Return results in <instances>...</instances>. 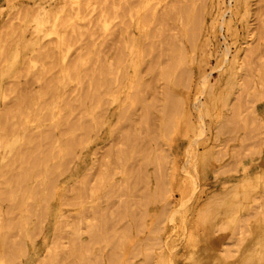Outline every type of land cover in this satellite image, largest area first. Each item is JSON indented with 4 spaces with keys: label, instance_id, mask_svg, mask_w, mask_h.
Here are the masks:
<instances>
[{
    "label": "rangeland",
    "instance_id": "374dc122",
    "mask_svg": "<svg viewBox=\"0 0 264 264\" xmlns=\"http://www.w3.org/2000/svg\"><path fill=\"white\" fill-rule=\"evenodd\" d=\"M63 1L64 0H62V1L61 0H0V44H1V46H0V61L2 62V63L0 62L1 63L0 66H2L4 64V62H3L4 56H3V53H1V51L3 52L5 50H7L10 46L13 45V43H15L14 41H16V39L19 38L21 35H24L26 38H29V39L31 38L30 42L33 46L32 49L30 51H28L27 55L23 58L22 63L18 67L20 74H18L19 72L17 71V72H15L14 75H12L10 77H4L1 80L2 89L5 87L4 89H7V90L3 91L2 93L0 92L1 93L0 94V109L6 108L7 111L6 110H3V111H6L8 113L6 114V117L4 115L2 116L3 118L5 117L4 119L0 118L1 119L0 120V130H1L0 133L3 134L4 136L8 133L7 139L10 142V146L5 150V152H4V150H0V173L2 171V173L0 174V182L3 181L2 183H0V184H2L0 186V188H1L0 190H2V188H3L4 190L6 189V191H7L8 187L12 188V187L16 186L15 188H17V186H18V188H17V190L19 191L18 193L22 194L23 190L20 188L18 183H17V185L14 184L15 179L13 180V185H12V183H10L12 181V178H14V176H12V175L14 174L16 176V174H17V177H18L19 169L21 168L20 166L28 167L27 162L28 163L30 161H32V162L29 163L30 170H29V174L27 176V178H29V179H26L29 181H25L26 182L25 183L26 189H25L24 193L26 194V196L22 202L21 201L19 202L20 205H18L19 203H15L16 204L15 206H17V207H15L13 204V206L15 207L14 208L11 206V203H13L12 201L8 200V202H7V200L2 199L4 201L3 202L2 200H0L3 202V203L0 202V213H1L0 217L3 214L4 215L6 214L5 216L4 215L2 216L3 219L0 218V223L2 225V229L0 230V234L5 237L4 241H5V239L7 241V242L5 241V243H4L5 245L3 244V246H0V258L2 259V260H0V264H40L41 261H43V262H41V264H195V262H191V260L188 259L190 257V253H188V252H190V251H192V254H193L192 257L194 256V258L196 259L195 260L196 263L201 264L203 262V259H204L203 258V252L201 250L202 247L190 248V247L184 246L185 242L183 243V241H186L185 237L188 238V235L190 233H193V231L188 232V230H190L189 228H191V230H194V235H197V237H199V238L206 231L210 234L211 238L219 239L218 242H220L222 244V253H224V251L226 252V253H224L225 255L223 254L224 259H222L221 264H225V263L226 264H239L241 262L240 258L244 257L245 255H247L248 258H247V256H245L246 260L244 259V261H246V262L243 261L244 264H264V248L263 249H262V247L258 248V244H260L259 239H260V237L264 236V226H262L263 224H261V222L263 221V220L261 221V219H264V211H263L264 205H263V208H261V209L258 208V204L264 200V197L262 196V195H264V186L258 185L256 188H254L249 193V199H248L249 202L245 201V199L243 200V198H241V197L238 198L236 201L228 200L230 202L232 201V203L229 202L227 204L228 207H229V205L232 206V207L230 206L229 209L230 208L233 209V211L230 209L231 210L230 213H232V214L229 213V216L224 218L223 213H225V209H223V207L221 205H220V207H219V205H216L214 207V209L217 208V206L219 207V209L214 210L215 213L213 211L214 216H212V218H211L212 221L214 220L213 222L210 220L209 222H204L203 224H198V225L195 224L194 225V223L196 221H198L200 218V217L198 218V215H197L198 211H199V210H197V207L199 208L198 205H200V203L204 200V198H206V196L211 195V193H213V192L221 191L220 188L222 189L225 184H226L225 185L226 187H229V185L231 186L232 184H234L238 180L242 179L243 176L252 174L256 169H258L261 162L264 161V0H240V1L239 0H237V1H235V0H194V1L193 0H174V2H173V0L172 1L165 0V2L167 1L166 2L167 4L164 2L166 4V7H164V5H163L164 0L163 1L162 0H150L148 3L145 4L144 7H143L144 0H138V1L126 0L127 3L125 2V0H115V2H114V0H110L109 3L107 0H106L107 2L104 0H102V1L97 0L98 2H96V5L98 6V4H100V6H98V8L95 5L96 0H94V2H93V0H86V1L80 0L84 4H81L82 6H80V4H79V7L71 4L69 2V0H67L66 3L64 2V4L67 6V8H65L66 6H64ZM116 1L118 3H116ZM134 1H136V2H134ZM153 1H157V2H155V4H153L154 9L152 11L151 5H152ZM191 1L194 3H191ZM238 1H239V3H238ZM187 2L191 3V4L188 5ZM61 3L63 4V6ZM103 3H105L104 6L102 5ZM125 3H126V6L128 5L130 7H125L124 6ZM168 3L170 6L174 3V5L171 6V10H170V8H169V10L167 8ZM183 3L184 4L186 3L189 7V10L191 9L192 12L195 10L194 13H196V15H198V17L199 16L201 17V18L199 17L200 18L199 19L196 16V19H197L196 24L192 25V22L191 23L189 21L187 22V20H188L187 18H184L183 22L180 23L182 17H180V15H178L177 11H178V6H180V7L183 6V5H181ZM195 3H196V5L194 6ZM69 4H70V6H69ZM113 4L114 5L116 4V6H114ZM186 4L184 6H187ZM61 6L63 7V9L60 11L59 8ZM71 6H73L72 8H75V9H71ZM106 6L111 8V9L108 10V8ZM118 6H119V8H121V6H122L123 10H119ZM174 6L177 7L176 10H175V8L173 9ZM197 6H198V8H196ZM80 7H82L81 10H79ZM104 7L107 9H105ZM124 7L126 8L125 12H126V15L128 17L125 16L124 20H122L123 19L122 17H124V15H125V14H123L124 10H125ZM94 8H97V10L96 9L93 10ZM103 8L107 11L106 14H108V15L111 14V16L110 15L106 16V14H105L106 17H104L101 21H99L102 17L103 11H104ZM160 8H161V10H158ZM165 8H167V9H165ZM201 8H203V9H201ZM37 9H38V11H37ZM55 9L57 10L58 14H56V12H54ZM67 9H68L69 14L66 11ZM100 9H101V11H100ZM47 10L51 13V15H50L51 17L50 16L48 17L49 12ZM71 10L73 11L72 12L73 15L70 13ZM78 10H79V12H78ZM87 10H88V13H87ZM130 10H131V12H130ZM199 10H201V11H199ZM33 11H34V13H33ZM81 11L84 13V15ZM94 11L97 14V17L96 16L94 17V15H96L95 13H93ZM119 11H120V13L123 12V13H121V15H123V16L120 15ZM132 11H134V12H132ZM31 12L33 15L31 14ZM63 12H64V14H67V16L62 14ZM85 12L87 14H85ZM143 12H145V13H143ZM152 12L153 13L155 12V14H153ZM166 12L169 13V17L171 18V21L169 22V19H167L168 21L166 20L165 25H162V26H163V28H165L167 25L168 26L167 28H170V30L164 29V30H162V31H164L162 33L161 27H160L161 25L158 26V24H160L162 21L165 22V20H163L162 17H163V15H165ZM192 12H191V15L194 14V13L192 14ZM218 12H219V14H218ZM176 13L178 15V17L176 15L177 20L174 17L175 19L173 21L172 17L175 16ZM129 14H131V16ZM140 14H141V16H139ZM46 15L48 18L47 19L48 24L46 25L47 27H50L52 25L55 16H57V17L59 16L58 17L59 19L57 20V22L58 21L63 22V24H61V26H60L63 33L68 32V30L71 29L72 24L73 25L78 24V23L83 24V22L86 24V21H87L88 24H86V26H84L85 28L83 27L81 32H80L82 34L87 35V36L83 35L84 37H86V38L88 37L87 39L83 37L84 39H86L85 42H84V39L82 38L83 40H81V41L84 42V45H82L83 43L79 42L80 41L79 37L81 38L82 35H80L79 32H74V31L73 32L71 31L70 35H69V33L68 34L66 33L67 35H69V38L74 37L76 35L74 38H71V40L75 39V40H72L73 41L72 43H74V44H71L68 48H65V46H63V45H58V47H57L56 42H55L56 36L52 33L39 35V36L33 35V33L36 34V32H34L33 28H32L34 26V18L39 17V18L43 19ZM215 15H216V17L218 16L219 18L218 17L216 18ZM219 15H221V16H219ZM29 16H30V18H29ZM60 16H63V17L66 16L65 20L62 19L63 17L61 18ZM79 17H81V18H79ZM90 17H91V20H92V18L97 19V20L96 19L92 20V21H94L93 23H94L95 27L93 25H91L93 27V29L96 28V30H97V33L95 31L96 34L94 33V31H92V29H91L92 27L89 29V31H87V29L90 27L89 23L92 22L90 20ZM141 17H143V20L145 23L142 25V28L139 29L138 24H141V23H138V22H141L139 20V18H141ZM107 18H108V20H107ZM221 18L223 19V21L221 20ZM160 19L162 21H159ZM215 19H217V21ZM132 20H133L134 24L131 23ZM105 21H107V22H105ZM156 21L158 22V24H156L157 23ZM95 22H96L97 26L95 25ZM103 22H104V24H103ZM121 22H122V24H121ZM150 22L151 23L153 22L155 24V27H153L154 26L153 23H152L153 26L150 25L151 24ZM177 22H178V24H177ZM213 22H214V24H213ZM22 24H23V27H22ZM125 24H126V26H128L127 29L130 27V29H129L130 31L128 30V32H131V33H129V34H131L130 38L128 36L129 35L128 32L126 31L127 29H126ZM180 24L183 25V27ZM121 25L124 28L121 27ZM87 26H89V27H87ZM103 26H105V27H103ZM188 26H189V29L187 28ZM214 26H216V27L214 28ZM68 27H69V29H68ZM108 27H109V30H108ZM20 28H21V30H20ZM98 28H99L100 34H98ZM100 29H102V31ZM182 29L185 31H183ZM189 30H190V32H188ZM105 32L107 33V35L104 34ZM125 32H127L128 35H124V34H126ZM147 32H149L150 35ZM160 32L164 35H158L157 36V34H160ZM165 32H166V34H165ZM171 32H174L176 34V36L174 37V35H173L174 33H171ZM30 33H32V34H30ZM72 33H74L75 35ZM89 33L90 34L92 33L93 36H92V34L89 35ZM132 33L133 34L135 33V35H133ZM178 33H181V34H178ZM182 33H184V34H182ZM189 33H192L193 37L197 38L196 40L193 39L195 41L194 47H193L194 43H192L193 40H191V42H190V38L188 36ZM141 34H142V37H141ZM147 34L150 37H147L148 36ZM17 36H19V37H17ZM50 36H53L51 38L52 39L55 38L54 39L55 41L52 40L50 38ZM14 37H17V38L14 39ZM47 37L50 38L48 40H50L52 42L54 41L53 42L54 45L52 44V42L50 43V41H49V43H48L47 42L48 40L46 41ZM91 38L92 39L95 38V39H93V44H92ZM147 38H148V41H147ZM11 39L12 40L14 39V40L12 41ZM132 39L137 40L138 45H139L138 46L139 49L142 46H144L145 49L148 48L151 52H153L150 55L149 54L150 51L148 53H146L144 48H143L144 51L142 49H140L141 51H139L138 53L135 52L134 56L132 55L131 57L135 59L136 64H131V62H130L131 57L130 58H129V56L124 57V53L127 52V49H125V46L129 45L128 42ZM9 40H11L12 43H10ZM171 40H173L174 43L173 42L169 43V41H171ZM179 40H180V42H179ZM45 41L49 45L46 44ZM88 42H89V45L91 43L90 46L88 45ZM119 42H123V48H122V46L120 47V45L122 43L120 44ZM152 42H154V44L152 46L157 44L158 47H157V45H155V47H157L158 49L151 47L150 43H152ZM200 42H202V43L204 42L203 43L204 47H203V45H201ZM7 43L8 44L10 43V44L8 45ZM95 43H96V46L99 47L98 49L95 46ZM145 43L149 44V46L146 45L147 46L146 47L144 45ZM162 43H164V44L167 43L166 44L167 47H165L166 45H164V44H163V47L160 46ZM189 43H191L189 46V49L190 50L192 49L191 51L188 49ZM197 43H198V45H197ZM207 43H208V45H207ZM247 43H249V45ZM3 44H5L6 47L7 46L8 47L7 48L4 47L5 45L3 46ZM50 44H52V45H50ZM118 44H120V45L118 46ZM75 45H79L78 47H80V45H82L85 49L83 47L78 48L77 46H76V48H77L76 49L74 47ZM116 45L118 47H120V49H119L120 51H124V52H122L123 53L122 59L124 58V61L123 62L121 61L122 63H120V64L118 62H116L117 60L114 61L115 59L118 58V56L121 53L120 51L117 50L118 48L116 47ZM172 45H174V46L176 45L175 48H177V46H178L179 49H182V47H183L182 50L184 53L183 54L184 57H183V55H181L183 58L181 56H179V58L181 57L182 59L180 58L177 61L175 59L176 65H173L174 69L172 68V70L168 74V77H164V75L161 74V72H159V71H163L162 70L163 66H165V64L162 66V63L165 62L164 58L167 57L166 61L168 60V56H166V54H164L165 53L164 51L166 48H167V50H169V46H170V49L174 48V47H172ZM38 46L41 50L44 47H50V46L54 47V53H53V55L52 54L51 55L53 56V58L56 57L57 60H55L56 58L52 59L51 55H49V57L43 56L40 58L41 59L40 61H37V59L31 60L26 65L25 71L22 70L23 66H21V65L23 63H25V61L27 60L26 57L31 56V54H35V52H37L39 50V48H37ZM93 47H95L97 49L96 51L98 53L95 52V50H92ZM226 47L228 48V55H226L227 56L226 60L228 63L226 62V60H224ZM243 47H245V48H243ZM246 47H249V48L246 49ZM150 48H152V49H150ZM160 48H162L164 50H162ZM239 48H240V50H239ZM242 48L245 49L246 51L243 50ZM82 49L84 51L82 52V54L81 53L79 54V51L81 52ZM115 49L119 53H117V51ZM156 49H157V51H156ZM159 49H160V51H162L161 53H160ZM201 49L202 50L205 49L204 52L200 51ZM74 50L78 51L77 54H75L76 51H75V53L73 52ZM223 50H224V52H223ZM90 52L92 54H93V52L96 54H94V56H93ZM142 52H144L143 55H142ZM72 53L74 54L73 56H75V57H77L76 55H78V58L75 59L72 56ZM113 53H115V54H113ZM145 53L148 54V56H146ZM157 53L162 54V57H160V55H159V57H156L155 55H157ZM233 53H234V57L232 56ZM84 54H87V55H84ZM80 55H83V56L80 57ZM114 55H118V56H115L113 59L112 57ZM167 55H168V53H167ZM66 56H68L69 58H67ZM101 56H102V58H101ZM105 56L107 58L109 57V59H106ZM144 56L146 59L148 57L150 58V56L151 57L155 56V57H153V59H155V58L156 59L154 60V62L151 63L149 61V60H151V58L150 59L148 58L149 60L146 61V59L143 58ZM240 56L243 59H241ZM204 57H205L206 61H205ZM46 58H48L47 59L48 61H45V63H44L43 61L46 60ZM49 58L52 60L50 61ZM64 58H65V60H64ZM66 58L69 60H67ZM72 58H74V59H72ZM86 58H87V60H86ZM110 58H112L114 66H115V64L118 63L117 64L118 67L115 66V68L113 69L114 66H113ZM190 58H191V60H190ZM202 58H203V60H202ZM230 58H231V60H230ZM236 58L240 59V62L238 61L235 63L234 60ZM101 59L104 63L102 61H100ZM142 59H145L146 63L143 62L144 60H142ZM183 59H184V61H183ZM53 60H55L57 62V67H56L55 61H54L55 63L53 62V65H51V66L49 65L52 63ZM75 60H76L77 66H76V68H72L71 65L75 63L74 62ZM98 60H99V62H102L104 64L101 67L106 66L105 69L107 68L106 69L107 70L106 76L107 77L109 76L107 78V80H105L106 76H102V77H104V79H102L101 77H100V79L97 78L96 80H98V81L92 80L95 76L94 73H96L93 71H95V70L97 71L100 67V66L97 67L98 66V62H97ZM107 60H109V61L106 62ZM156 60H158V61H156ZM201 60H202V63H200ZM223 60H224V62H223ZM155 61L157 62L156 64H155ZM232 61L234 63H231ZM48 62H49V64H48ZM88 62H89V64H88ZM91 62L94 63V65H92V68L95 70H93L91 67H89L92 64ZM96 62H97V65H95ZM139 62H140V64H139ZM180 62L183 64H181ZM197 62H199L200 64H198ZM63 63H64V65H63ZM237 63H239L240 65L239 64L236 65ZM242 63H243V66H242ZM46 64L49 67L46 66V68H45L44 65H46ZM111 64H112V66H111ZM123 64L127 65V67L125 66L126 69H124V71H126V74L123 72V68H124ZM232 64H233V66H232ZM65 65H67L66 68L64 67ZM138 65L140 66L139 68H138ZM203 65L205 66L204 68H202ZM94 66L97 67L98 69L95 68ZM228 66L230 68H232L233 70L232 69L229 70L230 68ZM60 67H61V69H60ZM111 67H112V71L114 70L113 73H112V71H110ZM142 67H144V68H142ZM89 68H90V70H89ZM65 69L67 71H64ZM143 69H144V72H147L146 74L143 72ZM31 70H32L34 75H31L32 72L28 73ZM56 70H58L57 71L58 74L56 73ZM22 71H24L23 74H22ZM90 71L93 73L88 74V72H90ZM109 71L111 73H109ZM119 71H121L120 76L117 75ZM179 71L187 72L188 76L184 75L186 73H184V74L180 73V76H178L179 74L177 75L178 79H179V77H180V79H179V81H176L178 79L175 80L174 77L176 78L175 74L179 73ZM230 71H232L234 74L232 72L230 73ZM75 72H76V74H75ZM136 72H137V74H136L137 77H134V76H136L135 75ZM171 72H173L174 74ZM49 73H50V75H49ZM51 73H53L55 75L57 74V75L53 76V74H51ZM70 73L73 77L69 78L70 79V81H69V79H67L68 78L67 76H69ZM77 73H78V75H77ZM84 73L88 74L87 75L88 77L86 75L83 76ZM159 73L161 74L160 76H158ZM27 74H30V75H27ZM74 74H75V76H74ZM97 74H99V72L96 73V75ZM71 75H70V77H71ZM111 75L112 76L114 75V76L112 77ZM200 75H206V83L204 85V88L201 87L202 81H201V78H199V77H201ZM232 75H234V76H232ZM43 76L46 79L48 77L53 78L50 80L48 78L47 82L49 80V83H47L45 81V84H44L45 87L48 86V84L50 86H51V84H52V86L54 85V87H52V88H54V90H52L53 93L48 92L47 87L45 88L43 85L41 87L39 86V84L41 82L44 83V81H41L42 79L46 80L43 78ZM182 76H184V78L186 77L185 80H187V81L184 80L185 85L182 84V82H180V81H183V80H181ZM38 77L42 78V79L38 80ZM159 77H161V79ZM229 77H230V80L228 79ZM58 78H59V80H58ZM109 78H110V80L113 81V82L111 81L112 84H111L110 88L108 86V85H110L109 84L110 82L107 83L108 85L106 84V81H110ZM101 79H102V83H103V80H105V82H104L106 85L105 88L103 86L104 83L103 84L101 83ZM136 79H138V80L140 79V80L138 81ZM163 79H166L167 82L164 81ZM56 80H58V83ZM74 80H79L80 82L77 81L75 83ZM85 80H87L86 86H85V83H86ZM99 80H100V82H99ZM144 80L147 81L146 82L147 86L146 85L143 86L141 84L142 82H145ZM231 80H232V82H236V83H232ZM10 81H13L15 83H12ZM53 81H55V82H53ZM171 81H172V83H171ZM200 81H201V83H200ZM229 81H230V83H232V85L230 84L231 86L228 89L232 90V92L228 91V89L226 88L227 84H228L227 86L229 87ZM20 82H21V84H20ZM51 82H53V83H51ZM90 82L92 83V85L90 84ZM114 82L117 84H115ZM132 82L134 83L133 85H132ZM165 82L167 83V85H166V91L164 92L163 89H165V86H164ZM4 83H7V84H5L6 86L3 87ZM79 83L82 84V86L84 84L85 88L83 86V87H81L82 88V90H81ZM139 83H140V86L142 85L144 87V88L141 87V88H143V90H141ZM18 84H20V85H18ZM71 84L75 85L74 92L72 90L73 89L72 87L74 85L72 86ZM186 84H188L187 85L188 87H185ZM8 85L10 88L8 87ZM12 85L16 89H14L12 87ZM90 85H91V88H90ZM15 86H17V87H15ZM22 86H23V88L25 87L24 88L25 90L22 88ZM36 86L37 87L39 86V87L35 88ZM77 86L79 89L76 91L75 89ZM183 86H184V88H183ZM232 86H233V88H232ZM234 86H235V88H234ZM55 87H57V88L55 89ZM33 88H35V90ZM39 88H41V89H39ZM60 88H61V90H60ZM106 88H107L108 92H107ZM30 89H31V93L34 92L33 95L30 94V92H29ZM38 89H39V92L42 91L41 93H43L42 94L43 96L38 92ZM85 89H87V90H85ZM94 89L95 90L97 89V91H95ZM114 89L117 90V92H114L115 91ZM135 89H137L136 91H140V92H136ZM58 90H59V94H58ZM67 90H68L67 93H69V91H71V93H69L70 95L66 93V95L69 96V97L67 96L66 100H69V101H65V99H64L65 103H62V104H61V102L59 103V101H61L63 99V97L65 98L66 95L64 93ZM84 90L87 93V96H85L86 93L84 92ZM104 90H105L106 95L103 92ZM98 91H99V93H98ZM112 91H113V93H112ZM128 91L133 92V93L129 94ZM134 91H135V94L138 93L136 95H138L139 97H137L134 94ZM186 91L188 92V94H186ZM222 91H223V93H222ZM225 91H227L228 93H226ZM46 92H48V95H49V93L51 94L50 97L46 96V94H47ZM162 92H164V93H162ZM17 93L25 94V95L29 94L28 96L32 97L33 100L31 98H29L28 96H26V97H28L26 99V101H24L25 98H24V100L21 99L22 100L21 101L19 99L22 96L19 97V94H17ZM165 93H170L171 96H173L174 98L176 97L177 98V99L175 98L176 101H180L178 99H181L183 105L180 109V106H181L180 104H182V103H181V101L178 102L179 106L177 104L178 108L177 107L175 108L177 110L174 109V111H172L171 115H173V117H171L172 120L170 121V123L171 122H172V124L174 123L173 125H175V126L173 127L172 124H169V126L171 127V129H170L171 131H169V129H167V128H169V126H168L166 128V130H168L170 133L165 131L166 137L163 138L164 137L163 136L164 131L162 129L163 128L162 125L164 123L163 118H165V116L163 115L164 105H165L164 104ZM221 93H222L223 97L221 96ZM75 94H77V95L79 94L78 97H77V95L75 96ZM88 94L94 95L95 99L90 100V102L93 103V105H94L96 98H98L96 103H95V106L90 104L94 108H91L89 105L90 110H88L89 109L88 104L90 102L88 103V100H86L88 98ZM97 94H99L100 96ZM162 94H164V95L162 96ZM185 94L189 98V99L187 98L189 102L187 101V99L184 100V98H186V97H184ZM219 94H220V96H219ZM16 95H18V96H16ZM61 95L62 96L64 95V96L62 97ZM72 95H74V96H72ZM95 95H97V96H95ZM114 95H116V96L114 97ZM129 95L131 97H129ZM160 95L163 98H161ZM13 96H14V98H13ZM82 96H84V98H85L83 100L84 106H83V104L81 105V103H83L82 99H81V98H83ZM127 96H128V98H127ZM140 96H142V98ZM217 96H219V98ZM23 97H25V96L23 95ZM47 97L49 100H47ZM60 97H62V99ZM79 97H80V100H79ZM101 97H103V98H101ZM17 98H19L18 102H22V103H20V104L13 103L14 101L16 102ZM34 98H35V100H34ZM74 98H76V99H74ZM106 98H107V100H106ZM160 98L163 101H161ZM44 99L47 101H44ZM70 99H74V102H73V100L70 102ZM103 99H105L107 101V105L105 104L106 101L104 102ZM121 99H123V100H121ZM221 99L223 100L222 102L220 101ZM100 100H101V102H100ZM31 101L34 104H32ZM42 101H44V102H42ZM79 101H81V103ZM92 101H94V102H92ZM139 101L141 103H139ZM197 101L199 103H202L200 111H198L197 108L195 107L196 104L198 103ZM226 101L228 102V104ZM68 102H70V103H68ZM136 102H137V105H136ZM161 102H162V104H161ZM223 102H225V103H223ZM11 103H13L15 106H13ZM43 103H45L44 107L42 106ZM143 103L147 104L148 106L143 104ZM4 104H5V106H4ZM17 104H18V108H21V109H19V110H18V108L16 109ZM30 104L32 105L31 108L29 106ZM59 104H61L62 106H60ZM66 104L68 105L67 106L68 108L65 107ZM99 104H100V106H99ZM58 105L60 106V108L58 107ZM80 105L82 107H86V108L83 109ZM101 105L104 108L103 110L107 109L106 112L105 111H102L103 113L102 112L101 113L96 112L97 110L98 111L100 110L97 106L101 107ZM22 106H23V108H22ZM40 106L43 107L41 110L38 109ZM63 106H64V108H63ZM78 107H81L85 112H83L82 109L80 110ZM14 108L16 109V111L21 110V112L23 114H24L23 109H24L25 113H27V112L28 113L26 115L24 114L25 115V117H24L23 114L20 112L21 115H19L18 116L19 118H18L16 116L19 114V112H17L18 114L16 115V111H14L15 110ZM76 108L79 111H75ZM123 108H124L125 112H123L124 114H122V117H121L120 112H121V109H123ZM186 108L188 109V111L189 110L190 111L188 112L186 110ZM28 109L30 111H27ZM34 109L37 111H34V113H33ZM85 109L87 111H92V112L88 113ZM157 109L159 111L161 110V112L162 111L163 112L160 113L159 111H157ZM147 110L149 113L145 112ZM43 111H45V112H43ZM81 111L83 112L82 115L87 119L86 120L83 118L85 120V123H87V124L90 123V125H91V128L88 127V128H90V131L88 128H85V129H88L89 132H87L84 128H82V126L78 125L79 121L82 120V119H80V118H82L80 115ZM177 111L178 112L180 111L179 115H178ZM42 112H43V114H40ZM186 112H188L190 114H188ZM147 113L150 114V116L147 115ZM35 114H37L36 117H35ZM45 114H47V115H45ZM64 114H66L65 117L69 114L66 120L63 117ZM94 114H95V116H94ZM141 114L148 116L147 122L142 121L143 118L141 117ZM29 115L31 117H29ZM71 115H72V117H71ZM97 115H101V116L97 117ZM134 115H137V116H134ZM158 115H160L162 117H160V116L158 117ZM186 115H188V117ZM189 115H190V117H189ZM7 116H8V118L12 116L8 120V122L10 124L7 122L9 125L4 124L5 119L7 120ZM41 116L43 118L44 117H48V118H47V120L40 122V119L42 118ZM49 116H51V117H49ZM124 116L126 117V119L124 118ZM128 116H129V118H128ZM63 118H64V122H62V120H61ZM70 118H71V120H74V119L79 120L78 123H76L77 121L74 120L75 121L74 123L77 124L79 129H78V127H76L75 124H72L73 121H71ZM93 118L94 119L96 118V120H93ZM137 118L138 119L142 118V119L138 120ZM147 118H145V120H147ZM155 118H157L156 120H158V121H155L154 120ZM187 118H189L190 120ZM12 119L15 121V123ZM44 119H46V118H44ZM68 119H69V122H67ZM129 119H133V121H132L133 123H130L131 120H129ZM58 121H59L60 125L56 126L57 125L56 123ZM70 121H71V123H70ZM95 121H96V123H94ZM136 121H139V122L137 123ZM189 121H190V123H189ZM225 121H230V122H228L227 124H224ZM134 122H135V124H134ZM185 122L190 124V126L187 123L185 124ZM51 123L54 126L51 125ZM68 123H70L71 125L70 124L68 125ZM80 123H84V121L83 122L81 121ZM113 123H114V125H113ZM128 123H130V124H128ZM61 124H63V125H61ZM65 124H67V125L65 126ZM223 124H224V126H223ZM48 125H49V127H51V126H53V127L50 128V132L48 133L49 134L48 139L46 140L44 138V136L41 135L40 133L41 132L43 133L46 130L48 132L49 131L48 129L44 130V128H43V127L48 128ZM184 125H186V126H184ZM4 126H6L5 129H4ZM63 126H65V128L66 127L69 128V129L66 128V131L64 130V134L62 131H61L62 133L59 132V130H60L59 128H62V130H63V128H64ZM127 126H130L131 128L127 127ZM122 127H124V128L127 127L125 129L126 131H124V129ZM186 127H189V128H186ZM28 128H30V129H28ZM40 128L43 129L44 131L43 130L41 131ZM70 128H71V130H70ZM95 128H96V132L93 131ZM129 128L131 130L133 129L134 131L133 130L130 131ZM164 128H165V126H164ZM201 128H202V131H201ZM16 129H17V131H16ZM57 129H59V130H57ZM72 129L75 130L74 132H77L81 135H79V134L77 135V133H71V131L73 132ZM112 129L116 130L117 132H119L120 129L121 130L119 133H117L116 131L111 132ZM122 129H123L124 133L127 132V129H128L129 131L127 133H128V135L129 134L130 135L128 137L126 136L127 133L123 135L122 134L123 132L121 133ZM4 130H6V131H4ZM76 130H78V131H76ZM148 130H150V131L156 130V132H153V131L148 132ZM34 131L35 132L37 131L39 134L37 132L35 133ZM39 131H41V132H39ZM81 131H83V133H81ZM135 131H136V133H135ZM93 132L95 134H93ZM140 132H141V134H140ZM9 133H10V135H9ZM58 133H60L59 134L60 136L58 135ZM111 133H114V134L112 135ZM148 133H149V137H152V138L157 137V139L153 138V140H152V141H155V143L150 142L151 140H149V138L147 137ZM37 134L39 136H43L44 139L41 137V140H40V138L38 137ZM73 134L76 135L75 139H77V140H75V144H73V147L75 145L74 149L72 148L73 149L72 154L74 156H72L71 153H67L68 155H66V153H63V152H67L65 147H64V144H63L65 142V141L63 142V139L66 140L70 136H73ZM152 134L155 136H153ZM52 135H53V137L51 138ZM67 135H68V137H66ZM83 135L85 136V139L82 137ZM143 135H144V137H143ZM9 136H11V137H9ZM29 136H31V137L35 136L37 138V139H35L36 142L39 139L37 143L40 145H38L37 143L34 144L35 140H34V142H31V141L27 142L28 145H27V143H26V145L25 144L22 145L21 142H23L24 139L26 137H29ZM57 136H59L61 138H58ZM130 136H132V137L129 138ZM133 136L134 137L138 136V137L133 138ZM78 137L81 139H84V140H79ZM193 137H195V138H193ZM110 138L117 140L116 141L117 144H118V141L121 142V144L120 143L118 144L119 147H117L116 143H112L113 140ZM128 138L130 139L129 141H131V143H128L129 142V141H127ZM152 138H150V139H152ZM193 139L194 140L196 139V140L193 141V143H191ZM109 140L111 141V144L109 143L110 142ZM132 140H136V141L132 142ZM137 140H138V143H137ZM39 141H42V142L39 143ZM47 141H48V143L45 144ZM156 141H157V143H156ZM61 142H63V143H61ZM76 142H77V145H76ZM135 142L137 143V145H135ZM30 143H32L31 144L32 149H29L31 147ZM42 143H43V145L45 144L46 146L49 143H51V145L50 144L48 145V148H47L48 156L45 159L46 160L45 163H43V164L39 163L40 160L38 161L39 156L41 155V151L44 150L43 149L44 146L42 145L43 148L41 147ZM57 143H59V145ZM140 143L144 144L145 147L140 145ZM157 144H159L158 146H160L162 151L159 147H157ZM17 145H19V146L17 147ZM60 145H61V147H60ZM20 146L22 148L27 147V152L25 155L27 157H26V160L24 158L25 156L23 157V159L21 158V161L19 163L20 165H18V167L15 168L16 170L15 169L13 170V168H14L13 166L15 164L17 166V163L19 162L20 158H18V161H16L17 159L16 160L12 159V162L10 161L11 165L8 162L11 159V157L14 158L13 153L17 149L19 150ZM28 146H30V147H28ZM56 146H58L60 148H58ZM111 146H112V148H109ZM113 146H115L116 148L114 149ZM140 146L144 147V148L147 147L148 149L145 150L144 148H141ZM152 146L154 147V149H152L153 148ZM156 147H157V149H156ZM33 148H35L36 151L33 152ZM117 148H118V150H116ZM140 148L142 149L141 153H140V150H141ZM106 149L108 150V152ZM119 149L121 151H119ZM143 149H144V152H143ZM31 150L33 153L31 152ZM38 151L40 154L36 153ZM158 151H161L160 152L161 154L165 153V156H164V154L161 155L160 153L156 154V152H158ZM54 152L56 153V156L53 155ZM110 152H113L114 154L110 153ZM78 153H79V155H78ZM109 153L112 155H109V157H108L107 155ZM10 154H11V157L6 163L7 156H10ZM51 154H52V157L55 156V158H52L50 156ZM104 154L106 155L107 159H106V157H103ZM61 155H63V156L61 157ZM144 155H146L147 157ZM150 155H152V156H150ZM153 155H155L156 158ZM159 155L161 158L159 157ZM119 156L121 157V159L119 158ZM110 157H111L112 161L115 160V162H117V164L115 162L112 163V161L109 159ZM165 157H166V159H162ZM63 158H65V159L68 158L67 160L69 162L67 161V163H65L64 161H66V160ZM101 158H104V162H102V163H101V161H103V159L101 160ZM69 159H72V161ZM28 160H30V161H28ZM49 160L51 162H49ZM61 160H64L63 162H64V164H66L67 167L63 165V162ZM139 160H140V163H139ZM141 160L146 161L145 162L146 166L144 164V161L141 162ZM163 161H164V164H163V168H162V167H160V164L162 165ZM1 163H4L6 165L5 166L3 165V167H2ZM32 163H33V165H32ZM50 163L51 164L57 163V165L53 166V168L55 167L54 172L50 171L51 173L49 172V174H50L49 175L47 173L48 171L46 170V167L48 166L47 168L49 169V167H51ZM60 163L62 164V166L60 165ZM148 163H149V165H148ZM30 164H31V166H30ZM40 164H41V166H40ZM97 164H99V166H97ZM103 164H105L106 166H107V164L108 165L110 164V168L107 166L105 169ZM7 165H10V166L7 167ZM135 165H137V167ZM142 165L145 166V171L143 170L144 167H142ZM100 166H102V167H100ZM134 166L138 170H136ZM139 166H140V168H138ZM156 166H157V168H156ZM26 167H24V168H26ZM61 167H66V170L63 169V171H62L63 172V173H61L62 175L59 172ZM1 168L8 170V171H6L7 173L5 172V174H4L3 172L5 170L3 171ZM36 168H37V171H40L39 169L42 168V170L40 171L42 173H38L37 175H32L35 172H37L35 170ZM51 168H50V170H53ZM96 168H97V170H96ZM98 168H100V170H101V168H103L105 171V174L104 175L102 174L103 169H102V171H100ZM132 168L134 169V171ZM155 168H156V171H155ZM21 169H23V168H21ZM21 169H20V172L22 171ZM10 170L11 171L13 170L12 172H14V173L12 174V172H10ZM33 170H34V173H33ZM135 170L139 173H136ZM146 170H147V174H146ZM150 170H152V171L154 170L156 172V175H157V176L155 175L156 178L154 177V175L152 176V173ZM89 171H90V173H86ZM96 171H97V173H96ZM98 171H100L101 173ZM104 171H103V173H104ZM8 172L10 173L11 178H10V175H6V174H9ZM57 172H58L59 176H57L58 175ZM106 172H108L109 175ZM161 172L163 174H160ZM95 173L96 174L100 173V174H98L96 177H94L95 178V180H94V178H92V175L94 176ZM46 174L48 175L47 178L45 176ZM82 174L83 175L85 174L84 175L85 178L82 177ZM88 174H90V175H88ZM106 174L109 176L110 179H107V176L105 178ZM52 175L53 176L55 175L56 178H54ZM79 175H81V178ZM86 175H88L89 177ZM101 175H103V176H101ZM134 175H136V176L138 175V178L136 179V177ZM6 176H8L7 178H9V179L5 178ZM99 176H101V178ZM161 176L164 178V180L161 178ZM139 177H140V179H139ZM141 177H143L145 179L143 180ZM48 178L55 180L54 181L55 183L53 181H51V187L48 184L50 188H48L46 185L48 182L47 181ZM99 178L101 179V181ZM119 178H120V180H119ZM38 179H39V181L36 183V181ZM134 181H136V182H134ZM160 181L161 182L165 181L166 188H165V186L160 187ZM52 182H53V184H52ZM75 182H78V185ZM84 182L85 183L89 182V183L86 185V184H84ZM92 182L95 184L94 187H91L93 185ZM34 183H36L35 186H32ZM81 183H83L85 186ZM90 183H92V185ZM73 184H74V186H73ZM108 185H111L110 186L111 189L108 187ZM162 185L163 184L161 183V186ZM36 186H38V188L40 189V191L39 190H37L38 192L36 191L37 193L35 192V190L37 188ZM55 186H56V188H55ZM77 186L78 187L81 186L82 191H84L83 189L85 187V192L83 193V197H84V194L86 197L81 198L79 196L80 194H82V191H81V188L79 189ZM113 186H117L115 190H113ZM220 186H222V187H220ZM70 187H71V189L74 188L75 191L71 190L69 192ZM33 189H35V190H33ZM77 189H79V190H77ZM90 189H92V190H90ZM153 189H155L153 191L154 195H152V192H151ZM164 189L167 190V192L163 191ZM184 189L186 191H184ZM31 190L34 192H32ZM47 190L49 191V193L47 192ZM160 190H162L163 192ZM182 190L184 193H182ZM44 191H46L48 193L47 196H44V194H45ZM104 191H107V192H104ZM74 192H76L75 195L78 194V196L77 195L75 196ZM185 192H186V195L189 194V196H183V195H185ZM197 192H198V195H197ZM60 193H61V196L59 195ZM62 193H64V194H62ZM65 194H67V196ZM29 195L34 197V198L36 196L34 202H33L34 198L29 197ZM72 195L74 197H77L76 199L74 198L76 201H80V202H77V204H75V201H73L74 204L72 203V205H68L69 201H70L69 204L71 203L72 198H71V200L68 199V201H67V198H65V197L69 198V197H72ZM142 195H144L146 197V198L144 197L145 198L144 200H147L148 202L141 199L144 202V204H143L141 202V200H138V198L140 199V196H142ZM184 197H186V198L184 199ZM168 198H169V200H168ZM259 198L263 199V200H260ZM86 199H88V200H86ZM199 199H202V200H199ZM137 200H138V202L140 201V203H142L141 204L142 206H140V204L137 202ZM239 201H240V203H239ZM65 202H66V204H64ZM120 202H121V205H123V206H121L119 204ZM34 203H35V205H34ZM40 203L41 204L43 203L45 205V207L43 206V204H42V206H40ZM60 203L63 204V206ZM107 203H110V204H107ZM111 203H112V205H111ZM122 203H124V204H122ZM29 204H32L33 207H32V205H29ZM59 204H60V206H59ZM161 204L163 206H161ZM236 204H237V206H236ZM8 205L11 206L12 209H8V208L5 209V206L9 207ZM104 205L106 207L103 209ZM255 205L257 207H255ZM119 206L123 208L122 211H124V212H122L121 210L119 211ZM30 207H31V209H30ZM40 207H41V210L44 208V210L42 211L44 213V215L40 212ZM95 207H97V208H95ZM163 207L166 209L161 210V209H164ZM27 208L29 209V211L31 210L30 211L31 213L28 212ZM37 208H38V211L40 212V214H42V216H39L38 218L34 217L36 215L38 216V214H39V212L37 213V211H36ZM92 208H95V209L92 210ZM115 208H116V210H118L116 212L117 214L115 212L113 213V211H115ZM96 209H100L101 215H103L102 213H105V214L103 216H101L100 213L98 214L99 211H97ZM107 209H108V211H106ZM112 209H113V211H112ZM157 209H159V211H157ZM222 210L224 211L223 213H222ZM227 210H228V208H227ZM259 210H261V211H259ZM62 212L63 213L65 212V213L63 214ZM83 212L85 213V216H84ZM127 212H128V214H127ZM259 212H261V213H259ZM9 213H11V214H9ZM67 213H69V214H67ZM88 213H91L92 215L90 214V216H89ZM159 213H161V214H159ZM13 214L18 215V216L16 215L17 217H14V219H13L15 224L14 225L11 224L12 225L11 227L6 228V225L8 224V222L4 223V221H5L4 217H7L6 219H11L10 216L11 215L13 216ZM110 214H112V215H110ZM129 214L132 216H129ZM157 214H159V216H160L159 218H156V217H158ZM245 214H247V215H245ZM24 215L27 218L29 217L28 220L26 217H24ZM65 215L67 217H64ZM96 215H97L96 218H98V220H96V218H95ZM105 215H108L109 218L106 219V217H104ZM113 215H116V216H114V218H116L117 215L120 218L117 217L118 219L116 218L117 219V221H116V219L113 218ZM219 215H222V216H219ZM243 215H245V216H243ZM99 216H100L101 220L99 219ZM162 217H163V219H161ZM222 217H223V219H222ZM18 218L20 221L18 220ZM133 218L134 219L140 218L141 221L139 220L140 222H138V220H137V222H138V225H139V223L142 222L140 225L141 228H138L140 226L135 227V225L133 223L136 222V220L134 221ZM24 219H26V220H24ZM35 219L36 220L38 219V221H39L38 226H36L38 221H36L35 224H33ZM84 219H86V220L84 221ZM13 220H11V221H13ZM60 220H61V223H60ZM113 220H114V222H116L112 226L113 229L111 230V226H109L110 230L107 229L108 224L111 225L113 223ZM242 220H244V221L242 222ZM6 221H9V220H6ZM57 221H59V222L57 223ZM62 222H63V224H62ZM90 222H91V224H90ZM99 222L102 226V229H100V225H98ZM22 223H23V225H22ZM205 223L207 225V228H206V226H204ZM56 224L59 227L58 226L56 227ZM59 224H61V225H59ZM104 224L105 225L107 224L106 225L107 228L105 227ZM234 224H238V225L235 226ZM259 224H261V225H259ZM133 225H134V227H133ZM156 225L158 226V230L153 231L155 229H151V228L156 227ZM208 225H210V226H208ZM53 226L56 228H54ZM81 226L83 229L80 228ZM194 226H196V227L199 226L200 228H202L203 226L204 227L202 229H200L199 227L196 228ZM15 227H16V230H15ZM119 227L121 229L123 227V232H122V230H118V229H120ZM124 227H126V229ZM208 227L211 229L207 230ZM246 227H247V229H246ZM53 228L55 230H53ZM57 228H58V230H56ZM116 228H117L118 232L120 231L119 235H118V232L116 231ZM238 228H240V229H238ZM251 228H253V229H251ZM106 229L109 230L110 233H107L108 231ZM128 229L130 232L125 231V230L128 231ZM156 229H157V227H156ZM212 229H213V231H212ZM20 230H21V232H19ZM150 230H152L154 233L151 234ZM259 230H261L262 232L260 231L261 233H259ZM114 231L116 233H114ZM209 231H212V232H209ZM8 232H9V235H8ZM74 232H76V233H74ZM125 232L129 233V234L126 235ZM195 232L196 233L198 232L200 235H198V233L196 234ZM20 233H22V234H20ZM92 233L94 234L95 237H100V238H97V239L92 238L93 237ZM134 233H137V234H134ZM246 233H248V234H246ZM4 234H7L8 236L4 235ZM12 234H14V236H12ZM55 234H58L59 239L56 238L57 236ZM77 234H78V236H77ZM111 234H112V238L109 237ZM106 235L108 236V238ZM124 235H126V236L124 237ZM17 236H18V238H17ZM67 236H69V238L72 236V237H74L73 239H76V240H72L71 239L72 237H71L70 240H72V241L70 242L68 240L69 238H67ZM90 236H91V239H90ZM143 236L144 237L147 236L148 238L143 239L144 238ZM7 237H8V239H7ZM10 237L12 239H10ZM256 237H258L257 238L258 242L255 239L254 241H250V243H249V240H253V238H256ZM54 238L56 239L57 242H59L58 243L59 247L57 246L58 244H56V241L54 240ZM155 238H158V239H156V241L159 242L158 244H156L158 247L155 244L154 245L156 247L153 244L151 245L150 241H154ZM84 239H85V241H83ZM88 239H89V241H88ZM148 239H150V240H148ZM92 240H96L97 242H95V241L92 242ZM18 241H19V243H18ZM112 241L116 242V243H113ZM139 241L145 242L146 246L144 245L143 242L139 243ZM51 242H54L55 245H53L54 243H51ZM14 243L17 244L18 246L15 245ZM62 243H63V245H62ZM135 243H136L137 247H136ZM148 243L150 244L151 247H149V246L147 247V245H149ZM154 243H155V241H154ZM253 243H255L254 246H253ZM115 244L116 245L119 244V246L118 245L116 246ZM131 244H133L132 247H131ZM200 244H202V243L200 242ZM19 245H20V247H19ZM60 245H61V247H60ZM256 245H257V247H256ZM9 246H12V247H9ZM74 246H76V247H74ZM82 246H85V247L82 248ZM110 246H114V247H110ZM142 246H145V247H142ZM246 246H248V248ZM23 247H25V249H23ZM250 247H252V249H254L253 251L256 250L255 253L254 252L252 253V249ZM249 248L251 249V251L248 250ZM13 249H15V251ZM186 249H188V250H186ZM245 249H247V250H245ZM260 250H261L262 254H259V253H261ZM186 251H188V252H186ZM111 252H113V254L115 253V255H114L115 257H112V254H111V257L108 256V255H110ZM148 253H149V255H148ZM256 254H257V256L258 255L260 256V258L258 256V262H257V260L255 261V259H257ZM156 255H157V257H156ZM232 255H233V257H232ZM249 255H250V257H252V256H255V257H252V259H251L249 257ZM45 256L47 257L46 260H48V263H46L47 261L44 262V260H43V259H45ZM13 257H15V259ZM42 257H44V258H42ZM185 257H186V259H185ZM9 258H11V259L13 258L12 259L13 262ZM109 258H112V260H110ZM201 258H202V260H200ZM40 259H41V261H39ZM247 259L248 260L250 259V261H248Z\"/></svg>",
    "mask_w": 264,
    "mask_h": 264
},
{
    "label": "bare ground",
    "instance_id": "6f19581e",
    "mask_svg": "<svg viewBox=\"0 0 264 264\" xmlns=\"http://www.w3.org/2000/svg\"><path fill=\"white\" fill-rule=\"evenodd\" d=\"M61 1H62V0H61ZM66 1H67V0H64V1H63V4H64V2L66 3ZM82 1H84V0H82ZM85 1H86V0H85ZM101 1H102V0H101ZM104 1H106V0H104ZM107 1H108V3H109L110 0H107ZM107 1H106V2H107ZM136 1H138V0H136ZM136 1H134V2H136ZM149 1H150V0H144V5H143V7H144L145 4L148 3ZM162 1H163V0H162ZM162 1H161V2H162ZM167 1H168V0H167ZM167 1H166V2H167ZM170 1H172V0H170ZM193 1H194V0H193ZM235 1H237V0H235ZM239 1H240V0H239ZM239 1H238V3H239ZM69 2H70L71 4L77 6V7H79V4H80V6H82L81 4H84V3L81 2L80 0H69ZM80 2H81V3H80ZM89 2H90V1H89ZM93 2H94V0H93ZM96 2H98V1H97V0L95 1V5H96ZM106 2H105V3H106ZM114 2H115V0H114ZM125 2H126V0H125ZM153 2H154V3H153ZM153 2H152V5H151V10H152V11H153V9H154V5H153V4H155V2H157V1H153ZM159 2H160V1H159ZM164 2H165V0L163 1V3H164ZM166 2H165V3H166ZM173 2H174V0H173ZM91 3H92V2H91ZM105 3H103L102 5L104 6ZM116 3H118V2L116 1ZM126 3H127V2H126ZM126 3H125L124 6H125V7H130V6H128V5L126 6ZM165 3L163 4L164 7H166V4H167V3H166V4H165ZM169 3H170V2H169ZM169 3H168V5H167V6H168L167 8H168V10H169V8H170V10H171V6L174 5V3H173L171 6L169 5ZM171 3H172V2H171ZM187 3H188V2H187ZM191 3H194V2L191 1ZM191 3H188V5L191 4ZM61 4H62V3H61ZM63 4H62V6H63ZM106 4H107V3H106ZM123 4H124V3H123ZM150 4H151V3H150ZM150 4H149V5H150ZM185 4H186V3H185ZM185 4H184V3L181 4V5H183V6H181V7L178 6V11H177V13H178V15H180V17H182L180 23L183 22L184 18H187V19H188L187 22H188V21H189L190 23L192 22V25H193V24H196V20H197V19H196V16L198 17V15H196V13H194L195 10H194L193 12L191 11V9L189 10V7H188L187 4H186L187 6H184ZM236 4H237V3H236ZM102 5H101V6H102ZM108 5H109V4H108ZM113 5H114V4H113ZM137 5H138V4H137ZM195 5H196V3L194 4V6H195ZM244 5H245V4H244ZM62 6L59 8L60 11L63 9ZM64 6H66V5L64 4ZM69 6H70V4H69ZM98 6H100V4H98ZM98 6L96 5L97 8H98ZM114 6H116V4H115ZM237 6H238V5H237ZM56 7H57V6H56ZM72 7H73V6H71V9H75V8H72ZM94 7H95V6H94ZM106 7H107V6H106ZM125 7H124V8H125ZM135 7H136V6H135ZM162 7H163V6H162ZM162 7H161V8H162ZM65 8H67V6H66ZM81 8H82V7H80V9H79V8H78V9L81 10ZM97 8H94L93 10H95V9L97 10ZM104 8H105V7H104ZM104 8H103V9H104ZM107 8H108V10L111 9V8H109V7H107ZM107 8H105V9H107ZM118 8H119V6H118ZM121 8H122V6H121ZM121 8H119V10H123V8H122V9H121ZM161 8L158 9V10H161ZM167 8H165V9H167ZM174 8H175V10H176L177 7L174 6L173 9H174ZM196 8H198V6H197ZM101 9H102V8H101ZM101 9H100V11H101ZM105 9H104L103 14H102V17H101V19H100L99 21H101L104 17H106V16L108 15V14H106L107 11H106ZM201 9H203V8H201ZM79 10H78V12H79ZM84 10H85V9H84ZM89 10H90V9H89ZM133 10H134V9H133ZM192 10H193V9H192ZM37 11H38V9H37ZM47 11H48V10H47ZM66 11L68 12V9H67ZM125 11H126V8H125V10H124V13L121 12V13L125 14L124 17H122V18H123L122 20H124L125 16H127ZM127 11H128V10H127ZM144 11H145V10H144ZM199 11H201V10H199ZM48 12H49V11H48ZM54 12H56V14H58L56 9H55ZM72 12H73V11L71 10L70 13L72 14ZM81 12H82V11H81ZM130 12H131V10H130ZM132 12H134V11H132ZM157 12H158V11H157ZM191 12H192V14H193V13H194V14L191 15ZM202 12H203V11H202ZM33 13H34V11H33ZM82 13H83V12H82ZM87 13H88V10H87ZM87 13L85 12V14H87ZM93 13H95V11H94ZM109 13H110V12H109ZM112 13H113V12H112ZM119 13H120V11H119ZM121 13H120V15H121ZM143 13H145V12H143ZM143 13H142V14H143ZM152 13H153V12H152ZM177 13L175 14V16L172 17V18H173V21H174V19L176 18ZM31 14H32V12H31ZM62 14H64V12H63ZM68 14H69V12H68ZM95 14H96V13H95ZM105 14H106V16H105ZM132 14H133V13H132ZM153 14H155V12H154ZM216 14H217V13H216ZM218 14H219V12H218ZM221 14H222V13H221ZM32 15H33V14H32ZM32 15H31V16H32ZM50 15H51V13L49 12L48 17H49ZM64 15L67 16V14H64ZM72 15H73V14H72ZM83 15H84V13H83ZM83 15H82V16H83ZM109 15L111 16V14H109ZM109 15H108V16H109ZM113 15H114V14H113ZM117 15H118V14H117ZM120 15H119V16H120ZM129 15L131 16V14H129ZM178 15H177V17H178ZM66 16H65V17H66ZM82 16H81V17H82ZM95 16L97 17V14L94 15V17H95ZM121 16H123V15H121ZM139 16H141V14H140ZM213 16H214V15H213ZM219 16H221V15H219ZM50 17H51V16H50ZM58 17H59V16H58ZM58 17H57V16L54 17L53 23H52V25H51L50 27H47V26H46V25L48 24V23H47V22H48V21H47V19H48V18H47V15H46L43 19H42V18H39V17H35V18H34V26H33L32 28H33V31L36 32V34L33 33V35H38V36H39V35H44V34H50V33H52V34H54V35L56 36V41L54 40L55 38H54V39L51 38V37H53V36H50V38L56 42L57 47H58V45H63V46H65V48H68L71 44H74V43H72V42H73L72 40H75V39H72V40H71V38H74L76 35H75L74 33H72V34H74L75 36L69 38L70 32H71V31H72V32L74 31V32H79V34L82 35L81 38L79 37V39H80L79 42L83 43L82 45H84V42H85V40H86L88 37H87V38L84 37V36H87V35H86V34H82V33H80V32H81L82 28H83L84 26H86V24H88L87 21H86V24H85L84 22H83V24H80V23H78V24H74V25L72 24V25H71V29L68 30V29H69V27H68V29H67L68 32L63 33V31H62L61 28H60V26H61V24H63V22H62V21H58V22H57V20L59 19ZM60 17L62 18L63 16H60ZM65 17H63L62 19L65 20ZM81 17H79V18H81ZM112 17H113V16H112ZM115 17H116V16H115ZM127 17H128V16H127ZM168 17H169V13L166 12L165 15H163V17H162V19L165 20V22L162 21V20L160 19L159 21H162V22H161L160 24H158L159 21H158V20H157L158 22L156 21V22H157L156 24H158V26L161 25V26H160V27H161V31L164 30V29H165V30H166V29L170 30V28H167V27H168L167 25H166V27L164 26L165 28H163V26H162V25H165L167 19H169V22L171 21V18H170V17L168 18ZM174 17H175V18H174ZM199 17H200V16H199ZM199 17H198V18H199ZM215 17H216V15H215ZM217 17H218V16H217ZM217 17H216V18H217ZM29 18H30V16H29ZM146 18H147V17H146ZM158 18H159V17H158ZM200 18H201V17H200ZM200 18H199V19H200ZM218 18H219V17H218ZM94 19H96V18H94ZM94 19L92 18V20H94ZM137 19H138V18H137ZM147 19H148V18H147ZM90 20H91V17H90ZM90 20H89V21H90ZM92 20H91V21H92ZM96 20H97V19H96ZM107 20H108V18H107ZM128 20H129V19H128ZM139 20L141 21V22H138V23H141V24H138V25H139L138 28L140 29V28H142V25H143L145 22H144V20H143V17L139 18ZM139 20H138V21H139ZM176 20H177V18H176ZM179 20H180V19H179ZM215 20L217 21V19H215ZM221 20L223 21L222 18H221ZM129 21H130V20H129ZM167 21H168V20H167ZM93 22H94V21H92L91 23H89L90 27L87 26V27H89V28L87 29V31H89V29L92 27L91 25L94 26V23H93ZM105 22H107V21H105ZM178 22H179V21H178ZM178 22H177V24H178ZM126 23H127V22H126ZM131 23H133V20H132ZM150 23H151V22H150ZM152 23H153V22H152ZM152 23H151L150 25H152ZM201 23H202V22H201ZM103 24H104V22H103ZM106 24H107V23H106ZM106 24H105V25H106ZM121 24H122V22H121ZM133 24H134V23H133ZM153 24H154V23H153ZM182 24H183V23H182ZM213 24H214V22H213ZM221 24H222V23H221ZM69 25H70V24H69ZM95 25H96V22H95ZM123 25H124V24H123ZM150 25H149V26H150ZM180 25H181V24H180ZM96 26H97V25H96ZM125 26H126V24H125ZM152 26H153V25H152ZM181 26L183 27V25H181ZM212 26H213V25H212ZM22 27H23V24H22ZM28 27H29V26H28ZM87 27H86V28H87ZM94 27H95V26H94ZM103 27H105V26H103ZM121 27H123V26L121 25ZM127 27H128V26H126V29H127ZM153 27H155V24H154ZM177 27H178V26H177ZM177 27H176V28H177ZM215 27H216V26H214V28H215ZM25 28H26V27H25ZM84 28H85V27H84ZM99 28H100V27H99ZM99 28H98V34H100V33H99V32H100V31H99ZM123 28H124V27H123ZM123 28H122V29H123ZM187 28L189 29V26H188ZM187 28H186V29H187ZM220 28H221V27H220ZM22 29H23V28H22ZM91 29H92V31H94V33H95V31H96V33H97L96 28L93 29V27H92ZM122 29H121V30H122ZM129 29H130V27H129L126 31L128 32ZM132 29H133V28H132ZM156 29H157V28H156ZM191 29H192V28H191ZM194 29H195V28H194ZM218 29H219V28H218ZM20 30H21V28H20ZM23 30H24V29H23ZM28 30H29V29H28ZM67 30H66V31H67ZM84 30H85V29H84ZM100 30L102 31V29H100ZM108 30H109V27H108ZM123 30H124V29H123ZM148 30H149V29H148ZM180 30H181V29H180ZM182 30H183V29H182ZM33 31H32V32H33ZM129 31H130V30H129ZM154 31H155V30H154ZM156 31H157V30H156ZM175 31H176V30H175ZM175 31H174V32H175ZM183 31H185V30H183ZM20 32H21V31H20ZM90 32H91V31H90ZM119 32H120V31H119ZM127 32H125L126 34H124V35H128L129 33H131V32H128V34H127ZM163 32H164V31H162V33H163ZM174 32H171V33H174ZM188 32H190V30H189ZM196 32H197V31H196ZM66 33H67V34L69 33V35H67ZM92 33H93V32H92ZM92 33H91V34H92ZM96 33H95V34H96ZM121 33H122V32H121ZM147 33L149 34V32H147ZM162 33L160 32V34H157V36H158V35H164V34H162ZM184 33H185V32H184ZM184 33H182V34H184ZM193 33H194V32H193ZM197 33H198V32H197ZM30 34H32V33H30ZM91 34L89 33V35H91ZM98 34H97V35H98ZM104 34L107 35L106 32H105ZM132 34H133V33H132ZM148 34H147V35H148ZM165 34H166V32H165ZM178 34H181V33H178ZM19 35H20V34H19ZM83 35H84V36H83ZM119 35H120V34H119ZM121 35H122V34H121ZM130 35H131V34L128 35L129 38H130ZM133 35H135V33H134ZM149 35H150V34H149ZM149 35H148L147 37H150ZM169 35H170V34H169ZM173 35H174V37L176 36L175 33H174ZM173 35H172V36H173ZM29 36H30V35H29ZM31 36H32V35H31ZM72 36H73V35H72ZM77 36H78V35H77ZM92 36H93V34H92ZM104 36H105V35H104ZM157 36H156V37H157ZM179 36H180V35H179ZM188 36H189V38H190V42H191V40H193V39H194V40L197 39V38H194V37H193V34H192V33H189ZM17 37H19V36H17ZM17 37H14V39L17 38ZM83 37L86 38V39H84ZM106 37H107V36H106ZM141 37H142V34H141ZM153 37H154V36H153ZM174 37H173V38H174ZM50 38L47 37V38H46V41H47L48 39H50ZM82 38L84 39V42L81 41V40H83ZM176 38H177V37H176ZM183 38H184V37H183ZM205 38H206V37H205ZM14 39H13V40H14ZM30 39H31V38H30ZM30 39H29V38H26L24 35H21L19 38L16 39V41H14L15 43H13L12 46H10L7 50H5V51H3V52L1 51V53H3V56H4V58H3V59H4V61H3L4 64H3L2 66H0V92H1V93H2L3 91L7 90V89H4V88H5L4 86H6L5 84L8 83V82H7V83H4V85H3L4 88L2 89L1 80H2L4 77H10V76L14 75L15 72H17V71L19 72V68H18L19 65L22 63L23 58L27 55L28 51H30V50L32 49L33 46H32V44H31V42H30ZM77 39H78V38H77ZM91 39H92V38H91ZM91 39H90V40H91ZM93 39H95V38H93ZM93 39H92V44H93ZM120 39H121V38H120ZM153 39H154V38H153ZM174 39H175V38H174ZM11 40H12V39H11ZM11 40H9L10 43H12V41H13V40H12V41H11ZM141 40H142V39H141ZM183 40H184V39H183ZM194 40L192 41V43L195 42ZM46 41H45V43L48 44L50 40L47 41L48 43H47ZM54 41H53V42H54ZM147 41H148V38H147ZM150 41H151V40H150ZM150 41H149V42H150ZM43 42H44V41H43ZM43 42H42V43H43ZM51 42H52V41H50V43H51ZM53 42H52V44H53ZM89 42H90V41H89ZM89 42H88V45H89ZM158 42H159V41H158ZM170 42H173V40L169 41V43H170ZM179 42H180V40H179ZM181 42H182V41H181ZM10 43H9V44H10ZM81 43H80V44H81ZM96 43H97V42H96ZM96 43H95V46H96ZM117 43H118V42H117ZM119 43H120V44L122 43V44H121V45L118 44V46L120 45V47L122 46V48H123V42H119ZM128 43H129V45H126V46H125V49H127V52L124 53V57L129 56V58H130L132 55L134 56V53H135V52L138 53L139 51H141L140 49H142V50H143V48L145 49L144 46H142V47L139 49V47H138L139 45H138V42H137L136 39H132V40H130ZM128 43H127V44H128ZM143 43H144V42H143ZM155 43H156V42H155ZM169 43H168V44H169ZM173 43H174V42H173ZM183 43H184V42H183ZM200 43H201V45H203V47H204V44H203L204 42H203V43L200 42ZM245 43H246V42H245ZM7 44H8V43H7ZM9 44H8V45H9ZM40 44H41V43H40ZM52 44H50V45H52ZM150 44H151V47H154V48H157V47H158L157 44H155V45H157V47H155V45L152 46V45L154 44V42H152V43H150ZM163 44H164V43H162L160 46L163 47ZM166 44H167V43H166ZM166 44H164V45H166ZM175 44H176V43H175ZM179 44H180V43H179ZM190 44H191V43H189V45H188V49H189ZM247 44L249 45V43H247ZM4 45H5V44H3V46H4ZM48 45H49V44H48ZM53 45H54V44H53ZM82 45H80V47H83ZM85 45H86V44H85ZM90 45H91V43H90ZM90 45H89V46H90ZM142 45H143V44H142ZM144 45H145V46H146V45L149 46V44H147V43H145ZM169 45H170V44H169ZM176 45H177V44H176ZM176 45H175V46L172 45V47H174V48H172V49H170V46H169V50H167V48H166L165 51H164L165 53L163 52L164 54H166V56H168V60H167V61H166L167 57L165 56L166 58H164V60H165L166 63H165L164 61H163L164 63H162V66L165 64V66H163V69H162L163 71H159V72H161V74L164 75V77H168V74H169V72L172 70L173 65H176V63H175V59H176V61H177L178 59H180V58L182 57L181 55L184 54V53H183V50H182L183 47H182V49H179L178 46H177V48H175ZM182 45H183V44H182ZM185 45H186V44H185ZM197 45H198V43H197ZM199 45H200V44H199ZM207 45H208V43H207ZM0 46H1V44H0ZM39 46H40V45H39ZM39 46H38L37 48H39ZM76 46L78 47L79 45H75L74 47L76 48ZM118 46L116 45V47L118 48V49H117V48H116V49H117L118 51H120V50H119L120 47H118ZM194 46H195V43H194L193 47H194ZM4 47H6V45H5ZM7 47H8V46H7ZM7 47H6V48H7ZM40 47H41V46H40ZM80 47H78V48H80ZM85 47H86V46H85ZM96 47H97V46H96ZM146 47H147V46H146ZM165 47H167V45H166ZM165 47H164V48H165ZM75 48H74V49H75ZM83 48H84V47H83ZM94 48H95V47H93L92 50H95V52H97L96 50H97L99 47H97V49H96V48L94 49ZM122 48H121V49H122ZM154 48H153V49H154ZM185 48H186V47H185ZM196 48H197V47H196ZM199 48H200V47H199ZM240 48H241V47H240ZM240 48H239V50H240ZM243 48H245V47H243ZM243 48H242V49H243ZM247 48H249V47H246V49H247ZM62 49H63V48H62ZM72 49H73V48H72ZM72 49H71V50H72ZM76 49H77V48H76ZM84 49H85V48H84ZM116 49H115V50H116ZM150 49H152V48H150ZM157 49H158V48H157ZM157 49H156V51H157ZM160 49H162V48H160ZM160 49H159V51H160ZM242 49H241V50H242ZM78 50H79V49H78ZM117 50H116V51H117ZM122 50H123V49H122ZM147 50H148V51H147ZM154 50H155V49H154ZM162 50H164V49H162ZM189 50H190V49H189ZM191 50H192V49H191ZM191 50H190V51H191ZM198 50H199V49H198ZM204 50H205V49H204ZM204 50L201 49L200 51H203V52H204ZM206 50H207V49H206ZM243 50H245V49H243ZM33 51H34V50H33ZM62 51H63V50H62ZM75 51H76V53H75ZM83 51H84L83 49L81 50V52L79 51V54H80V53L82 54ZM90 51H91V50H90ZM118 51H117V53H119ZM143 51H144V50H143ZM145 51H146V53H148L150 50H149L148 48H146ZM156 51H155V52H156ZM159 51H158V52H159ZM190 51H189V52H190ZM229 51H230V50H229ZM237 51H238V50H237ZM245 51H246V50H245ZM34 52H35V51H34ZM73 52H74L75 54H77L78 51H77V50H74ZM91 52H92V51H91ZM91 52H90V53H91ZM114 52H115V51H114ZM120 52L122 53V52H124V51H120ZM161 52H162V51H160V53H161ZM205 52H206V51H205ZM223 52H224V50H223ZM53 53H54V47H52V46H50V47H44L42 50L39 48V50H38L37 52H35V54H31V56H29V57L27 56V57H26L27 60L25 61V63H23L24 65H23V64L21 65V66H23V68L21 67L22 70L25 71V69H26V65H27L31 60H36V59H37V61H40V60H41V59H40L41 57H43V56H44V57H46V56L49 57V55H51V54L53 55ZM67 53H68V52H67ZM90 53H89V54H90ZM97 53H98V52H97ZM121 53H120V55L118 54L119 56H118V55H114L113 57L111 56L113 59H114L115 56H118V58L115 59L114 61L117 60L116 62H118L119 64L122 63V62L124 61V58L122 59V57H123V56H122L123 53H122V54H121ZM143 53H144V52H142V55H143ZM146 53H145V54H146ZM151 53H153V52L150 51L149 54L151 55ZM167 53H168V55H167ZM234 53H235V52H234ZM234 53H233V55H232L233 57H234ZM242 53H243V52H242ZM91 54H92V53H91ZM91 54H90V55H91ZM94 54H96V53L93 52L92 55L94 56ZM113 54H115V53H113ZM145 54H144V55H145ZM164 54H163V55H164ZM187 54H188V53H187ZM223 54H224V53H223ZM236 54H237V53H236ZM236 54H235V55H236ZM239 54H240V53H239ZM52 55H51V56H52ZM73 55H74V54L72 53V56H73ZM84 55H87V54H84ZM142 55H141V56H142ZM157 55H158V56H157ZM157 55H155V56H156V57H159V55H160V57H162V54H158V53H157ZM200 55H201V54H200ZM226 55H228V48H227V47H226V49H225L224 60L227 59V58H226V57H227ZM241 55H242V54H241ZM51 56H50V57H51ZM76 56H77V57H75V56H73V57L76 59V58H78V55H76ZM81 56H83V55H80V57H81ZM99 56H100V55H99ZM146 56H148V54H146ZM155 56H153V57H155ZM175 56H176V57H175ZM179 56H181V57L179 58ZM54 57H55V56H54ZM66 57L69 58L68 56H66ZM91 57H92V56H91ZM105 57H106V56H105ZM153 57L150 56L151 60H149V59H150L149 57H148L149 59H148V58L146 59L145 56H144L143 58H145L146 61L149 60V61L152 63V62H154V60L156 59V58L153 59ZM163 57H164V56H163ZM183 57H184V55H183ZM183 57H182V58H183ZM190 57H191V56H190ZM202 57H203V56H202ZM205 57H206V56H205ZM205 57H204V59H205ZM235 57H236V56H235ZM238 57H239V56H238ZM240 57H241V56H240ZM51 58H52V59H55L56 57L53 58V56H52ZM67 58H66V59H67ZM74 58H72V59H74ZM101 58H102V56H101ZM112 58H110L111 61H112ZM182 58H181V59H182ZM221 58H222V57H221ZM47 59H48V58H46V60H44L43 62L45 63V61H48ZM49 59H50V58H49ZM52 59H50V61H51ZM99 59H100V58H99ZM106 59H109V57H108V58L106 57ZM121 59H122V60H121ZM138 59H139V58H138ZM145 59H142V60H144L143 62H145ZM162 59H163V58H162ZM199 59H200V58H199ZM199 59H198V60H199ZM233 59H234V58H233ZM233 59H232V60H233ZM241 59H243V58L241 57ZM42 60H43V59H42ZM55 60H57V58H56ZM55 60H53L52 63L49 61L51 64H49V62H48V64H49L50 66L53 65V62H54ZM64 60H65V58H64ZM67 60H69V59H67ZM67 60H66V61H67ZM70 60H71V59H70ZM81 60H82V59H81ZM86 60H87V58H86ZM86 60H85V61H86ZM103 60H104V59H103ZM133 60H134V61H133ZM139 60H140V59H139ZM152 60H153V61H152ZM190 60H191V58H190ZM202 60H203V58H202ZM202 60H201L200 63H202ZM224 60H223V62H224ZM230 60H231V58H230ZM230 60H229V61H230ZM66 61H65V62H66ZM85 61H84V62H85ZM100 61H102V59H101ZM108 61H109V60H107L106 62H108ZM121 61H122V62H121ZM149 61H148V62H149ZM156 61H158V60H156ZM156 61H155V64L157 63ZM181 61H182V60H181ZM183 61H184V59H183ZM205 61H206V59H205ZM238 61L240 62V59H237V58H236V59L234 60L235 63L238 62ZM0 62H1V61H0ZM55 62H56V61H55ZM55 62H54V63H55ZM65 62H64V63H65ZM70 62H71V61H70ZM74 62H75V63L71 65L72 68H76V66H77V65H76V60H75ZM97 62H98V66H97V67L100 66L99 69H98L97 67L94 66L95 68L98 69L97 71H96L95 69L92 68V65H94V63L91 62L92 64L89 66V67H91L93 70H95V71H93V72H96V73L99 72V74L101 75V76H100L99 74L96 75V73H94L95 76H94V75H93V76H94L95 79H94V78L92 79V80H94V81H95L97 78L100 79V77H101L102 79H104V77H102V76H106V73H107V70H106L107 68L105 69L106 66H105V67H104V66L101 67L102 65H104V64H103L104 62H103V61H102L103 63H102V62H99V60H98ZM97 62L95 63V65H97ZM130 62H131V64H136L135 59L132 58V57H131V59H130ZM148 62H147V63H148ZM190 62H191V61H190ZM226 62H227V60H226ZM234 62L232 61L231 63H234ZM1 63H2V62H1ZM1 63H0V64H1ZM44 63H43V64H44ZM64 63H63V65H64ZM118 63H117V64H118ZM145 63H146V62H145ZM178 63H179V62H178ZM180 63H181V62H180ZM197 63L200 64L199 62H197ZM227 63H228V62H227ZM55 64H56V67H57V62H56ZM55 64H54V65H55ZM88 64H89V62H88ZM88 64H87V65H88ZM112 64H113V61H112ZM112 64H111V66H112ZM117 64H115V66H117ZM139 64H140V62H139ZM141 64H142V63H141ZM143 64H144V63H143ZM158 64H159V63H158ZM181 64H183V63H181ZM206 64H207V63H206ZM206 64H205V65H206ZM238 64H239V63H237L236 65H238ZM85 65H86V64H85ZM108 65H109V64H108ZM123 65H124V66H123V67H124V68H123V72L126 74V71H124V69H126L125 66L127 67V65H125V64H123ZM159 65H160V64H159ZM239 65H240V64H239ZM29 66H30V65H29ZM44 66H45V68H46L47 64L44 65ZM113 66H114V64H113ZM115 66L113 67V69L115 68ZM143 66H144V65H143ZM232 66H233V64H232ZM242 66H243V63H242ZM47 67H49V66H47ZM64 67L66 68L67 65H65ZM86 67H87V66H86ZM117 67H118V66H117ZM139 67H140V66L138 65V68H139ZM198 67H199V66H198ZM204 67H205V66L203 65L202 68H204ZM228 67H229V66H228ZM240 67H241V66H240ZM28 68H29V67H28ZM34 68H35V67H34ZM34 68H33V69H34ZM142 68H144V67H142ZM145 68H146V67H145ZM229 68H230V67H229ZM229 68H228V69H229ZM233 68H234V67H233ZM33 69H32V70H33ZM58 69H59V68H58ZM60 69H61V67H60ZM173 69H174V68H173ZM200 69H201V68H200ZM231 69H232V68H230L229 70H231ZM32 70L29 71L28 73H31ZM89 70H90V68H89ZM151 70H152V69H151ZM178 70H179V69H178ZM232 70H233V69H232ZM236 70H237V69H236ZM20 71H21V70H20ZM24 71H22V74L24 73ZM57 71H58V70H56V73H57ZM64 71H67V70L65 69ZM77 71H78V70H77ZM77 71H76V72H77ZM79 71H80V70H79ZM91 71H92V70H91ZM91 71L88 72V74L93 73V72H91ZM110 71H112V67L110 68ZM110 71H109V73H111ZM113 71H114V70H113ZM113 71H112V73H113ZM129 71H130V70H129ZM136 71H137V70H136ZM138 71H139V70H138ZM145 71H146V70H145ZM42 72H43V71H42ZM62 72H63V71H62ZM69 72H70V71H69ZM69 72H68V73H69ZM76 72H75V74H76ZM143 72H144V69H143ZM162 72H163V73H162ZM231 72H232V71H230V73H231ZM73 73H74V72H73ZM114 73H115V72H114ZM144 73L146 74L147 72H144ZM171 73H173V72H171ZM180 73H183V74L186 73V74H184V75H187V72H183V71L181 72V71H179V73L175 74L176 78L173 76L175 80L178 79L177 75L179 74L178 76H180ZM232 73H233V72H232ZM18 74H20V72H19ZM44 74H45V73H44ZM51 74H53V73H51ZM57 74H58V73H57ZM57 74H56V75H57ZM75 74H74V76H75ZM88 74L84 73L83 76H84V75L87 76ZM120 74H121V71H119L117 75L120 76ZM136 74H137V72L135 73V75H136ZM142 74H143V73H142ZM161 74L159 73L158 76H160ZM173 74H174V73H173ZM202 74H203V73H202ZM233 74H234V73H233ZM27 75H30V74H27ZM27 75H26V76H27ZM31 75H34L33 72L31 73ZM49 75H50V73H49ZM54 75H55V74H53V76H54ZM56 75H55V76H56ZM68 75H69V74H68ZM70 75H71V73H70ZM70 75L67 76V77H68L67 79L73 77L72 75H71V77H70ZM77 75H78V73H77ZM114 75H115V74H114ZM114 75H113V76H114ZM16 76H17V75H16ZM38 76H39V75H38ZM83 76H82V77H83ZM89 76H90V75H89ZM98 76H99V77H98ZM111 76H112V75H111ZM113 76H112V77H113ZM118 76H117V77H118ZM141 76H142V75H141ZM171 76H172V75H171ZM171 76H170V77H171ZM187 76H188V75H187ZM200 76H201V77H199V78H201V81H202V86H201V87L204 88V85H205V83H206V75H200ZM229 76H230V75H229ZM232 76H234V75H232ZM20 77H21V76H20ZM20 77H19V78H20ZM51 77H52V76H51ZM79 77H80V76H79ZM87 77H88V76H87ZM108 77H109V76H108ZM108 77L106 76V77H105V80H107ZM134 77H137V75L134 76ZM230 77H231V76H230ZM230 77L228 78L229 80H230ZM43 78H44V76H43ZM48 78H49V77H48ZM48 78H47V79H48ZM55 78H56V77H55ZM138 78H139V77H138ZM159 78L161 79V77H159ZM171 78H172V77H171ZM183 78H184V76H182V79H181V80H183V81H180V82H182V84H184V80L186 79V77H185L184 79H183ZM187 78H188V77H187ZM17 79H18V78H17ZM40 79H42V78H39V77H38V80H40ZM44 79H46V78H44ZM47 79H46V80H43V79H42L41 81H44V83L40 81V82H41V83H40L41 85L39 84V86H40V87H41L42 85L44 86L45 81L47 82ZM50 79H53V78H49V80H50ZM65 79H66V78H65ZM102 79H101V83H102ZM179 79H180V77H179ZM179 79L176 80V81H179ZM228 79H227V80H228ZM49 80H48L47 83H49ZM54 80H55V79H54ZM58 80H59V78H58ZM58 80H56L57 83H58ZM79 80H80V79H79ZM79 80H74V81H75V83H76V82L79 81ZM105 80H103V83L105 82ZM109 80H110V78H109ZM113 80H114V79H113ZM136 80H138V79H136ZM139 80H140V79H139ZM139 80H138V81H139ZM152 80H153V79H152ZM163 80L167 82L166 79H163ZM172 80H173V79H172ZM198 80H199V79H198ZM64 81H65V80H64ZM69 81H70V79H69ZM83 81H84V80H83ZM83 81H82V82H83ZM90 81H91V80H90ZM96 81H98V80H96ZM111 81H112V80H110V81H106V84H107L108 82H110V83H109L110 85L107 84V85L109 86V88H110V86H111V84H112V82H113V81H112V82H111ZM123 81H124V80H123ZM144 81H145V82H142V83H141L143 86L147 84V83H146L147 81H146V80H144ZM185 81H187V80H185ZM188 81H189V80H188ZM201 81H200V83H201ZM10 82L15 83V82H13V81H10ZM53 82H55V81H53ZM53 82H51V83H53ZM66 82H67V81H66ZM79 82H80V81H79ZM85 82H86V83H85V86H86V84H87V80H85ZM99 82H100V80H99ZM140 82H141V81H140ZM166 82H165V84L163 83L164 86H165V89H163L164 92L166 91V85H167ZM227 82H228V81H227ZM227 82H226V83H227ZM231 82H232V80H231ZM42 83H43V84H42ZM51 83H50V84H51ZM93 83H94V82H93ZM103 83H102V84H103ZM114 83H115V82H114ZM118 83H119V82H118ZM122 83H123V82H122ZM135 83H136V82H135ZM148 83H149V82H148ZM171 83H172V81H171ZM177 83H178V82H177ZM232 83H236V82H232ZM232 83H230V81H229V87L227 86L228 84H227V85L225 84V85H226V88H227V89L230 88V86L232 85ZM16 84H17V83H16ZM20 84H21V82H20ZM20 84H18V85H20ZM64 84H65V83H64ZM79 84H80V83H79ZM90 84L92 85L91 82H90ZM115 84H117V83H115ZM133 84H134V83L132 82V85H133ZM149 84H150V83H149ZM180 84H181V83H180ZM180 84H179V85H180ZM230 84H231V85H230ZM13 85H14V84H13ZM13 85H12V87H13ZM23 85H24V84H23ZM71 85L73 86L74 84H71ZM77 85H78V84H77ZM91 85H90V88H91ZM135 85H136V84H135ZM142 85L140 86V83H139L140 88L143 87ZM184 85H185V84H184ZM187 85H188V84H186L185 87H188ZM39 86H38V87H39ZM72 86H71V87H72ZM83 86H84V84H83ZM83 86H82V84H80V88L83 87ZM85 86H84V88H85ZM101 86H102V85H101ZM101 86H100V87H101ZM103 86H104V88L106 87L105 83H104ZM146 86H147V85H146ZM158 86H159V85H158ZM8 87H9V85H8ZM15 87H17V86H15ZM38 87L36 86L35 88H38ZM44 87H45V86H44ZM46 87L48 88V89H47L48 92L53 93L52 90H54V88H52V87H54V85L52 86V84H51V86H50V85L48 84V86H46ZM46 87H45V88H46ZM60 87H61V86H60ZM116 87H117V86H116ZM161 87H162V86H161ZM9 88H10V87H9ZM13 88H14V87H13ZM22 88H23V86H22ZM24 88H25V87H24ZM24 88H23V89H24ZM28 88H29V87H28ZM35 88H33V89L35 90ZM45 88H44V89H45ZM56 88H57V87H55V89H56ZM72 88H73L72 90H73V92H74L75 85H74ZM112 88H113V87H112ZM112 88H111V89H112ZM128 88H129V87H128ZM133 88H134V87H133ZM138 88H139V87H138ZM143 88H144V87H143ZM143 88H141V90H143ZM183 88H184V86H183ZM226 88H225V89H226ZM232 88H233V86H232ZM232 88H231V89H232ZM234 88H235V86H234ZM14 89H16V88H14ZM39 89H41V88H39ZM39 89H38V92H39ZM78 89H79V88H78V86H77L75 90L77 91ZM181 89H182V88H181ZM186 89H187V88H186ZM21 90H22V89H21ZM24 90H25V89H24ZM24 90H23V91H24ZM27 90H28V89H27ZM45 90H46V89H45ZM60 90H61V88H60ZM70 90H71V89H70ZM72 90H71V91H72ZM81 90H82V88H81ZM85 90H87V89H85ZM85 90H84V92H85ZM94 90H95V89H94ZM94 90H93V91H94ZM100 90H101V89H100ZM106 90H107V88H106ZM114 90H115V89H114ZM114 90H113V91H114ZM118 90H119V89H118ZM128 90H129V89H128ZM136 90H137V89H135V91H136ZM161 90H162V89H161ZM161 90H160V91H161ZM9 91H10V90H9ZM15 91H16V90H15ZM17 91H18V90H17ZM19 91H20V90H19ZM36 91H37V90H36ZM36 91H35V92H36ZM40 91H41V90H40ZM43 91H44V90H43ZM55 91H56V90H55ZM71 91H69V93H71ZM79 91H80V90H79ZM95 91H97V89H96ZM95 91H94V92H95ZM113 91H112V93H113ZM135 91H134V94H135ZM228 91H231V92H232V90H230V89H228ZM24 92H25V91H24ZM29 92H30V94H32V95H33V93H34V92L31 93V89L29 90ZM38 92H37V93H38ZM41 92H42V91H41ZM41 92H39V93L42 95L43 93H41ZM48 92H46L47 94H46V93H45V94H46V96L50 97L51 94L49 93V95H48ZM64 92H65V91H64ZM67 92H68V90H67L64 94L66 95ZM87 92H88V91H87ZM103 92H104V94H105V90H104ZM107 92H108V90H107ZM107 92H106V93H107ZM114 92H117V90H115ZM124 92H125V91H124ZM128 92H129V91H128ZM136 92H140V91H136ZM164 92H162V93H164ZM225 92L228 93L227 91H225ZM1 93H0V94H1ZM27 93H28V92H27ZM69 93H67V94H69ZM85 93H86V92H85ZM85 93H84V94H85ZM88 93H89V92H88ZM90 93H91V92H90ZM98 93H99V91H98ZM100 93H101V92H100ZM130 93H133V92H129V94H130ZM222 93H223V91H222ZM222 93H221V96H222ZM17 94H19V93H17ZM45 94H44V95H45ZM58 94H59V90H58ZM58 94H57V95H58ZM62 94H63V93H62ZM84 94H83V95H84ZM136 94H138V93H136ZM136 94H135V95H136ZM160 94H161V93H160ZM186 94H188L187 91H186ZM186 94L184 95V97H186V98H184V100H186V99L188 98ZM229 94H230V93H229ZM23 95H24L25 97H23ZM28 95H29V94H28ZM28 95H25V94H19V97H20V96H22V97H20V99L17 98L16 102L14 101L13 103H15V104L18 103V104H20V103H22V102H18V101L21 100V99L24 100V98H25L24 101H26V99L29 97ZM69 95H70V94H69ZM76 95H77V94H75V96H76ZM78 95H79V94H78ZM78 95H77V97H78ZM90 95H91V96H90ZM92 95H93V94H88V98H89V99L86 97V98H87L86 100H88V103L90 102V100L95 99V98H94V95H93V96H92ZM97 95H99V94H97ZM97 95H95V96H97ZM105 95H106V94H105ZM105 95H104V96H105ZM140 95H141V94H140ZM163 95H164V94H162V96H163ZM226 95H227V94H226ZM16 96H18V95H16ZM26 96H28V97H26ZM30 96H31V95H30ZM35 96H36V95H35ZM42 96H43V95H42ZM61 96H62V95H61ZM63 96H64V95H63ZM63 96H62V97H63ZM67 96H68V95H66L65 98L63 97V99H62V97H60L62 100L60 99L61 101H59V103L61 102V104H62V103H65V101H69V100H66V99H67ZM72 96H74V95H72ZM72 96H71V97H72ZM85 96H87V93L85 94ZM99 96H100V95H99ZM101 96H102V95H101ZM115 96H116V95H114V97H115ZM136 96L139 97L138 95H136ZM162 96L160 95L161 98H163ZM219 96H220V94H219ZM219 96H217V97L219 98ZM48 97H47V100H49ZM68 97H69V96H68ZM71 97H70V98H71ZM82 97H83V98H81V99H82V102H83V100H84L85 98H84V96H82ZM129 97H131V96L129 95ZM140 97L142 98V96H140ZM217 97H216V98H217ZM222 97H223V96H222ZM227 97H228V96H227ZM13 98H14V96H13ZM29 98L32 99V97H29ZM38 98H39V97H38ZM101 98H103V97H101ZM101 98H100V99H101ZM104 98H105V97H104ZM127 98H128V96H127ZM161 98H160V100H161ZM175 98H176V97H175ZM175 98H174L173 96H171L170 93H165V99H164V104H165V105H164V112L162 111V112H163V115L165 116V118H163V119H164V123L162 122V123H163V125H162L163 128H162V129H163V131H164V132H163V136H164L163 138L166 137V133H165V131H166V132L171 131V130H170L171 127L169 126V124H172V122L170 123V121L172 120L171 117H173V115H171V114H172V111H174V109L177 107V104H178V106H179V103H178V102L181 101V103H182V100H181V99H178V100H180V101H176ZM181 98H182V97H181ZM18 99H19V100H18ZM64 99H65V101H64ZM68 99H69V98H68ZM74 99H76V98H74ZM74 99H70V102H71L72 100H73V102H74ZM97 99H98V98H96L95 102L92 101V102H94V105H93V103H91V102L88 104V108H89L88 110H90V107H91V108H94L93 106H95V103H96ZM123 99H124V98H123ZM123 99H121V100H123ZM138 99H139V98H138ZM176 99H177V98H176ZM188 99H189V98H188ZM188 99H187V101H188ZM195 99H196V98H195ZM14 100H15V99H14ZM29 100H30V99H29ZM32 100H33V99H32ZM34 100H35V98H34ZM47 100L44 99V101H47ZM77 100H78V99H77ZM79 100H80V97H79ZM103 100H104V102H105V101L107 100V98H106V100H105V99H103ZM103 100H102V101H103ZM124 100H125V99H124ZM128 100H129V99H128ZM141 100H142V99H141ZM160 100H159V101H160ZM21 101H22V100H21ZM44 101H42V102H44ZM62 101H63V102H62ZM161 101H163V100H161ZM220 101L222 102L223 100L221 99ZM220 101H219V102H220ZM39 102H40V101H39ZM39 102H38V103H39ZM70 102H68V103H70ZM73 102H72V103H73ZM79 102L81 103V101H79ZM100 102H101V100H100ZM117 102H118V101H117ZM119 102H120V101H119ZM185 102H186V101H185ZM188 102H189V101H188ZM197 102H198V101H197ZM226 102H227V101H226ZM13 103H11V104H12L13 106H15ZM29 103H30V102H29ZM31 103L34 104L32 101H31ZM102 103H103V102H102ZM120 103H121V102H120ZM122 103H123V102H122ZM139 103H141V102L139 101ZM195 103H196V102H195ZM223 103H225V102H223ZM11 104H10V105H11ZM18 104L16 105V106H17L16 109L18 108ZM61 104H59V105L62 106ZM82 104H83V106H84V102L81 103V105H82ZM90 104H92L93 106H91ZM105 104L107 105V101L105 102ZM134 104H135V103H134ZM143 104H145V103H143ZM154 104H155V103H154ZM161 104H162V102H161ZM161 104H160V105H161ZM187 104H188V103H187ZM193 104H194V103H193ZM227 104H228V102H227ZM44 105H45V103L42 104L43 107H44ZM59 105H58V107L60 108ZM81 105H80V106H81ZM89 105H90V107H89ZM96 105H97V104H96ZM102 105H103V104H102ZM102 105H101V107H99L100 104H99V106H97L100 110L98 111V110L96 109V110H97L96 112H99V113H101L102 111H105V112H106V110H107L106 108H107V107L105 108L106 110H103L104 108L102 107ZM136 105H137V102H136ZM138 105H139V104H138ZM145 105H147V104H145ZM180 105H181V106H180V109H181L183 103L180 104ZM185 105H186V104H185ZM4 106H5V104H4ZM29 106H30V108H31L32 105L30 104ZM67 106H68V105L66 104L65 107H67ZM127 106H128V105H127ZM147 106H148V105H147ZM147 106H146V107H147ZM161 106H162V105H161ZM161 106H160V107H161ZM201 106H202V103H199V102H198V103L196 104L195 107L197 108L198 111H200ZM43 107L40 106L38 109L41 110ZM81 107H82V106H81ZM81 107H78V108H79L80 110H81L82 108H83V109L86 108V107H82V108H81ZM134 107H135V106H134ZM188 107H189V106H188ZM22 108H23V106H22ZM33 108H34V107H33ZM59 108H58V109H59ZM63 108H64V106H63ZM67 108H68V107H67ZM124 108H125V107H124ZM124 108L121 109V112L119 111L121 117H122V114H124L123 112H125ZM140 108H141V107H140ZM162 108H163V107H162ZM177 108H178V107H177ZM14 109H15V108H14ZM16 109H15L14 111H16ZM19 109H21V108H18V110H19ZM52 109H53V108H52ZM83 109H82V110H83ZM101 109H102V110H101ZM126 109H127V108H126ZM141 109H142V108H141ZM3 110H6V108H5V109H2V108L0 109V118H2V119H4V118L6 117V114L8 113V112H6L7 110H6V111H3ZM18 110L16 111V115L18 114L17 112H19V114H18L16 117H18V116L21 115V113H22L21 110H20V111H18ZM55 110H56V109H55ZM85 110H86V109H85ZM115 110H116V109H115ZM123 110H124V111H123ZM175 110H177V109H175ZM186 110L188 111L187 108H186ZM27 111H30V110L28 109ZM34 111H37V110L34 109V110H33V113H34ZM75 111H79V110H77V108H76ZM86 111H87V110H86ZM157 111H159V110L157 109ZM189 111H190V110H189ZM189 111H188V112H189ZM4 112H5V113H4ZM20 112H21V113H20ZM23 112H24L25 115L28 113V112L25 113L24 109H23ZM43 112H45V111H43ZM43 112L40 113V114H43ZM46 112H47V111H46ZM51 112H52V111H51ZM83 112H85V111L83 110ZM83 112H82V111L80 112V113H81L80 115H81V117H82V118H80V119H82L81 121H82V122L84 121V123H80L81 121H79V120H75V119H74V120L77 121L76 123H78V121H79L78 125L82 126V128H84V129H85V128H88V127L91 128L90 123H88V124L85 123V120H84V119H86V118L82 115ZM87 112L90 113V112H92V111H87ZM145 112H148V110L145 111ZM159 112L162 113L161 110H160ZM177 112H178V111H177ZM179 112H180V111H179ZM179 112H178V115H179ZM188 112H186V113H188ZM31 113H32V112H31ZM36 113H37V112H36ZM71 113H72V112H71ZM88 113H87V114H88ZM102 113H103V112H102ZM148 113H149V112H148ZM148 113H147V115L150 116V114H148ZM160 113H159V114H160ZM175 113H176V112H175ZM22 114H23V113H22ZM24 114H23V116L25 117ZM96 114H97V113H96ZM130 114H131V113H130ZM133 114H134V113H133ZM188 114H190V113H188ZM3 115L5 116L4 118L2 117ZM36 115H37V114H35V117H36ZM45 115H47V114H45ZM65 115H66V114H64L63 117H64L65 120H66L69 114H68L66 117H65ZM72 115H73V114H72ZM72 115H71V117H72ZM77 115H78V114H77ZM178 115H177V116H178ZM51 116H52V115H51ZM51 116H49V117H51ZM75 116H76V115H75ZM94 116H95V114H94ZM98 116H101V115H97V117H98ZM134 116H137V115H134ZM145 116H146V115L141 114V117L143 118L142 121H146V122H147V121H148V118H147L148 116H146V117H145ZM152 116H153V115H152ZM159 116H160V115H158V117H159ZM177 116H176V117H177ZM186 116L188 117V115H186ZM11 117H12V116H11ZM11 117L8 118V116H7V120L5 119V123H4V124H8V123H9L8 120H9ZM29 117H31V116L29 115ZM41 117H42V116H41ZM57 117H58V116H57ZM57 117H56V118H57ZM114 117H115V116H114ZM160 117H162V116H160ZM189 117H190V115H189ZM13 118H14V117H13ZM18 118H19V117H18ZM37 118H38V117H37ZM44 118H46V119H44ZM44 118L42 117V118L40 119V122H41V121H44V120H47L48 117H44ZM64 118L61 119L62 122H64ZM74 118H75V117H74ZM83 118H84V119H83ZM124 118L126 119L125 116H124ZM128 118H129V116H128ZM135 118H136V117H135ZM142 118H140V119H142ZM145 118H147V120H145ZM28 119H29V118H28ZM42 119H43V120H42ZM49 119H50V118H49ZM88 119H89V118H88ZM133 119H134V118H133ZM133 119H129V120H131L130 123H133V122H132ZM137 119H138V118H137ZM140 119H138V120H140ZM156 119H157V118H155L154 120H155V121H158V120H156ZM175 119H176V118H175ZM187 119H189V118H187ZM0 120H1V119H0ZM12 120H13V119H12ZM20 120H21V119H20ZM36 120H37V119H36ZM61 120H60V121H61ZM70 120H71V118H70ZM74 120H71V121H73L72 124H75L76 127H78L77 124L74 123V122H75ZM86 120H87V119H86ZM89 120H90V119H89ZM93 120H96V118H95V119L93 118ZM129 120H128V121H129ZM135 120H136V119H135ZM189 120H190V119H189ZM3 121H4V120H3ZM13 121H14V120H13ZM21 121H22V120H21ZM71 121H70V123H71ZM7 122H8V123H7ZM22 122H23V121H22ZM67 122H69V119H68ZM67 122H66V123H67ZM89 122H90V121H89ZM99 122H100V121H99ZM136 122L138 123L139 121H136ZM140 122H141V121H140ZM150 122H151V121H150ZM228 122H230V121H225L224 124H227ZM231 122H232V121H231ZM14 123H15V121H14ZM14 123H13V124H14ZM52 123H53V122H52ZM52 123H51V125H53ZM60 123H61V122H60ZM70 123H68V125H69ZM94 123H96V121H95ZM97 123H98V122H97ZM124 123H125V122H124ZM126 123H127V122H126ZM130 123H128V124H130ZM137 123H136V124H137ZM157 123H158V122H157ZM186 123H187V122H185V124H186ZM189 123H190V121H189ZM9 124H10V123H9ZM9 124H8V125H9ZM49 124H50V123H49ZM56 124H57L56 126L60 125V124H59V121H58ZM63 124H64V123H63ZM63 124H61V125H63ZM81 124H82V125H81ZM134 124H135V122H134ZM146 124H147V123H146ZM173 124H174V123H173ZM173 124H172V125H173ZM187 124H188V123H187ZM224 124H223V126H224ZM229 124H230V123H229ZM66 125H67V124H65V126H66ZM70 125H71V124H70ZM113 125H114V123H113ZM131 125H132V124H131ZM131 125H130V126H131ZM159 125H160V124H159ZM188 125L190 126V124H188ZM23 126H24V125H23ZM53 126H54V125H53ZM53 126L49 127V125H48V128L43 127L44 130H46V129L49 130L48 132H47V130H46V131L43 132V133L41 132L43 129L40 128L41 131H39V132H41L40 134L43 135L44 138H45L46 140L48 139V135H49L48 133L50 132V128H52ZM65 126H63V127L65 128ZM130 126H127V127H130ZM164 126H165V128H164ZM168 126H169V128H167ZM174 126H175V125H173V127H174ZM184 126H186V125H184ZM2 127H3V126H2ZM5 127H6V126H4V129H5ZM18 127H19V126H18ZM73 127H74V126H73ZM127 127H126V128H127ZM24 128H25V127H24ZM64 128H63V130H62V128H59L60 130H59V129H57V130H59V132L62 131L63 134H64V130L66 131V128H67V127H66L65 129H64ZM90 128H88L89 131H90ZM122 128L124 129V131H126V130H125L126 128H124V127H122ZM130 128H131V127H130ZM130 128H129V130L132 131L133 129L131 130ZM153 128H154V127H153ZM166 128L169 129V131L166 130ZM186 128H189V127H186ZM28 129H30V128H28ZM55 129H56V128H55ZM67 129H69V128H67ZM78 129H79V127H78ZM88 129H85V130H86L87 132H89ZM98 129H99V128H98ZM123 129H122L121 133L123 132ZM136 129H137V128H136ZM156 129H157V128H156ZM164 129H165V130H164ZM31 130H32V129H31ZM44 130H43V131H44ZM70 130H71V128H70ZM72 130H73V132L71 131V133H77V132H74V131H75L74 129H72ZM85 130H84V131H85ZM120 130H121V129H120ZM120 130H119V132H120ZM129 130L127 129V132H128ZM137 130H138V129H137ZM137 130H136V131H137ZM0 131H1V130H0ZM4 131H6V130H4ZM14 131H15V130H14ZM16 131H17V129H16ZM37 131H38V130H37ZM37 131H36V132H37ZM52 131H53V130H52ZM76 131H78V130H76ZM93 131L96 132V128H95ZM113 131H116V130L112 129L111 132H113ZM133 131H134V130H133ZM136 131H135V133H136ZM151 131L156 132V130H151ZM151 131L148 130V132H151ZM182 131H183V130H182ZM201 131H202V128H201ZM10 132H11V131H10ZM32 132H33V131H32ZM34 132H35V131H34ZM36 132H35V133H36ZM62 132H61V133H62ZM69 132H70V131H69ZM116 132H117V131H116ZM119 132H117V133H119ZM127 132H125V133L123 132L122 134L124 135V134H126ZM6 133H7V132H6ZM6 133H5V134H6ZM37 133H38V132H37ZM67 133H68V132H67ZM67 133H66V134H67ZM81 133H83V131H81ZM117 133H116V134H117ZM129 133H130V132H129ZM169 133H170V132H169ZM169 133H168V134H169ZM0 134H1V133H0ZM7 134H8V133H7ZM7 134H6L5 136H4L3 134L0 135V150H4V152H5V150L10 146V142H9L8 139H7V137H8ZM38 134H39V133H38ZM38 134H37V135H38ZM53 134H54V133H53ZM59 134H60V133H58V135H59ZM78 134H79V133H77V135H78ZM93 134H95V133L93 132ZM111 134L113 135L114 133H111ZM140 134H141V132H140ZM154 134H155V133H154ZM9 135H10V133H9ZM11 135H12V134H11ZM32 135H33V134H32ZM56 135H57V134H56ZM70 135H71V134H70ZM79 135H81V134H79ZM129 135H130V134H129ZM129 135H128V133H127L126 136L128 137ZM136 135H137V134H136ZM152 135H153V134H152ZM197 135H198V134H197ZM43 136H39V135H38V137L40 138V140H41V137L43 138ZM59 136H60V135H59ZM59 136H57V137H58V138H61V137H59ZM115 136H116V135H115ZM115 136H114V137H115ZM126 136H125V137H126ZM134 136H135V135H134ZM134 136H133V138L138 137V136H136V137H134ZM153 136H155V135H153ZM9 137H11V136H9ZM52 137H53V135L51 136V138H52ZM66 137H68V135H67ZM66 137H65V138H66ZM82 137L85 139V136H84V135H83ZM127 137H126V138H127ZM131 137H132V136H130L129 138H131ZM143 137H144V135H143ZM147 137L149 138V140H151L150 142H153V143H155V141H152L153 138H156V139H157V137H153V138H152V137H149V133L147 134ZM195 137H196V136H195ZM195 137H193V138H195ZM44 138H43V139H44ZM49 138H50V137H49ZM51 138H50V139H51ZM63 138H64V137H63ZM75 138H76V135L73 134V136H70V137L67 138L66 140L63 139V142L65 141L64 143L61 142V143L64 144V147H65V149H66V151H67V152H63V153H66V155H68L67 153H71V155L74 156V155L72 154V151H73V149H74V147H75V145H74V147H73V144H75V140H77V139H75ZM78 138H79V137H78ZM86 138H87V137H86ZM91 138H92V137H91ZM116 138H117V137H116ZM129 138H128L127 141L130 140ZM133 138H132V139H133ZM150 138H152V139H150ZM35 139H37L35 136H34V137L29 136V137H26V138L24 139V141L21 142V143H22V145H23V144L26 145L27 142H30V141H31V142H34ZM53 139H54V138H53ZM84 139L79 138V140H84ZM89 139H90V138H89ZM110 139H112V138H110ZM117 139H118V138H117ZM137 139H138V138H137ZM196 139H197V138H196ZM196 139H195V140H196ZM38 140H39V139H38ZM38 140H37V142H38ZM46 140H45V141H46ZM59 140H60V139H59ZM112 140H113L112 143H116V141H117V140H114V139H112ZM195 140L193 139L191 143H193V141H195ZM42 141H43V140H42ZM42 141H39V143H41ZM51 141H52V140H51ZM61 141H62V140H61ZM109 141H110V140H109ZM134 141H136V140H132V142H134ZM37 142H36V140H35L34 144L37 143ZM77 142H78V141H77ZM77 142H76V145H77ZM89 142H90V141H89ZM43 143H44V142H43ZM43 143L41 144V147H42ZM47 143H48V141H47L45 144H47ZM80 143H81V142H80ZM109 143L111 144V141H110ZM119 143L121 144V142L118 141V144H119ZM128 143H131V141H129ZM137 143H138V140H137ZM137 143L135 142V145H137ZM141 143H142V142H141ZM141 143H140V145L144 146V144H141ZM156 143H157V141H156ZM191 143H190V144H191ZM31 144H32V143H30V145H31ZM37 144H38V143H37ZM45 144L43 145L44 148L42 147L44 150L41 151V155L39 156V159H38V161L40 160L39 163H41V164L45 163V161H46L45 159H46L47 156H48V150H47V148H48V145H49V144L51 145V143H49L47 146H46ZM57 144L59 145V143H57ZM78 144H79V143H78ZM118 144L116 143L117 147H119ZM132 144H133V143H132ZM145 144H146V143H145ZM27 145H28V143H27ZM38 145H40V144H38ZM116 145H115V146H116ZM153 145H154V144H153ZM158 145H159V144H157V147L160 148V146H158ZM18 146H19V145H17V147H18ZM115 146H113L114 149L116 148ZM155 146H156V145H155ZM28 147H30V146H28ZM34 147H35V146H34ZM56 147H58V146H56ZM56 147H55V148H56ZM60 147H61V145H60ZM60 147H58V148H60ZM140 147H141V146H140ZM144 147H145V146H144ZM144 147H141V148H144ZM152 147H153V146H152ZM157 147H156V149H157ZM35 148H36V147H35ZM35 148H33V152L36 151ZM42 148H41V149H42ZM72 148H73V149H72ZM78 148H79V147H78ZM78 148H77V149H78ZM109 148H112V146L109 147ZM120 148H121V147H120ZM141 148H140V149H141ZM159 148H158V149H159ZM29 149H32V145H31V147H30ZM137 149H138V148H137ZM140 149H139V150H140ZM144 149L146 150V149H148V148L146 147V148H144ZM144 149H143V152H144ZM152 149H154V147H153ZM152 149H151V150H152ZM156 149H155V150H156ZM160 149H161V148H160ZM54 150H55V149H54ZM59 150H60V149H59ZM106 150H107V149H106ZM116 150H118V148H117ZM39 151H40V150H39ZM39 151L36 152V153L40 154ZM119 151H121V150L119 149ZM141 151H142V149L140 150V153H141ZM161 151H162V149H161ZM161 151L156 152V154H157V153L159 154ZM13 152H14V151H13ZM26 152H27V147H26V148H24V147L22 148V147L20 146V147H19V150L17 149V150L13 153L14 158L11 157V154H10V156H7L6 163H7V161L10 159V157H11V159H10L9 162H8L10 165H11L10 161L12 162V159H15V160L17 159L16 161H18V158H20L19 162L17 163V166H16V164H15V165L13 164V165H14V166H13V167H14L13 170H14L16 167H18V165H20L19 163H20V161H21V158L23 159V157L26 155ZM31 152H32V150H31ZM31 152H30V153H31ZM33 152H32V153H33ZM107 152H108V150H107ZM115 152H116V151H115ZM30 153H29V154H30ZM110 153H113V152H110ZM110 153L107 155L108 157H109V155H112V154H110ZM147 153H148V152H147ZM4 154H5V153H4ZM4 154H3V155H4ZM34 154H35V153H34ZM34 154H33V155H34ZM75 154H76V153H75ZM106 154H107V153H106ZM113 154H114V153H113ZM151 154H152V153H151ZM160 154H161V153H160ZM163 154H164V156H165V153H163ZM163 154H161V155H163ZM30 155H31V154H30ZM35 155H36V154H35ZM53 155L56 156V153L54 152ZM71 155H70V156H71ZM78 155H79V153H78ZM78 155H77V156H78ZM116 155H117V154H116ZM147 155H148V154H147ZM50 156L52 157V154H51ZM55 156L52 157V158H55ZM62 156H63V155H61V157H62ZM72 156H71V157H72ZM142 156H143V155H142ZM144 156H146V155H144ZM150 156H152V155H150ZM153 156L156 158L155 155H153ZM8 157H9V158H8ZM26 157H27V156L24 157L25 160H26ZM68 157H69V156H68ZM103 157H106V155L104 154ZM111 157H112V156H111ZM111 157H110L109 159L112 161ZM146 157H147V156H146ZM159 157H160V155H159ZM159 157H158V158H159ZM30 158H31V157H30ZM76 158H77V157H76ZM119 158L121 159L120 156H119ZM160 158H161V157H160ZM28 159H29V158H28ZM50 159H51V158H50ZM63 159H65V158H63ZM67 159H68V158H67ZM67 159H65L66 161H64V160H61V161H62V162L64 161L65 163H67V161H68ZM102 159H103V161H101V163L104 162V158H101V160H102ZM106 159H107V157H106ZM113 159H114V158H113ZM141 159H142V158H141ZM144 159H145V158H144ZM162 159H166V157H165V158H162ZM30 160H31V159H30ZM30 160H28V161H30ZM33 160H34V159H33ZM69 160L72 161V159H69ZM99 160H100V159H99ZM154 160H155V159H154ZM159 160H160V159H159ZM36 161H37V160H36ZM143 161H144V160H141V162H143ZM164 161H165V160H164ZM164 161H163L162 165L160 164V167H162V168H163ZM4 162H5V161H4ZM24 162H25V161H24ZM30 162H32V161H30ZM30 162H29V163H30ZM49 162H51V161L49 160ZM64 162H63V165L66 166V164H64ZM68 162H69V161H68ZM96 162H97V161H96ZM96 162H95V163H96ZM113 162H115V160L112 161V163H113ZM145 162H146V161H144V164H145V166H146V163H145ZM195 162H196V161H195ZM200 162H201V161H200ZM14 163H15V162H14ZM29 163L27 162L28 167H29ZM99 163H100V162H99ZM115 163L117 164V162H115ZM139 163H140V160H139ZM139 163H138V164H139ZM1 164H2V167H3V165H4V166L6 165V164H4V163H1ZM34 164H35V163H34ZM41 164H40V166H41ZM73 164H74V163H73ZM136 164H137V163H136ZM141 164H142V163H141ZM153 164H154V163H153ZM10 165H7V167L10 166ZM32 165H33V163H32ZM50 165H51L52 168L49 167V169H48V168H47L48 166L46 167V170L48 171V172H47L48 174H49L50 171H51V172H52V171L54 172L55 167L53 168V166H56L57 163H53V164L50 163ZM60 165L62 166L61 163H60ZM90 165H91V164H90ZM95 165H96V164H95ZM103 165H104V168H105V169H106L107 166L110 168V164H109V165L107 164V166H106L105 164H103ZM103 165H102V166H103ZM112 165H113V164H112ZM139 165H140V164H139ZM148 165H149V163H148ZM193 165H194V164H193ZM30 166H31V164H30ZM73 166H74V165H73ZM97 166H99V164H97ZM102 166H100V167H102ZM135 166L137 167V165H135ZM135 166H134V167H135ZM140 166H141V165H140ZM140 166H139L138 168H140ZM145 166L142 165V167H144V169H143L144 171H145ZM20 167L23 168V169H21ZM20 167H19V168H20L22 171L20 172V169H19L18 177H17V174H16V176L13 174V173H14V172H12L13 170H12V171L10 170V172H12V174H13L12 176H14V178H12V181H11L10 183H12V185H13V180L15 179L14 184L17 185V183H18V185L20 186V188L23 190L22 194L18 193V192H19V191L17 190L18 186H17V188H15L16 186H15V187H12V188L8 187V190H7V191H6V189L4 190L3 188H2V190H0V198H1L0 200H2V199H3V200H7V202H8V200L12 201V202H13V203H11V206H12V207H14V206L16 205L15 203H19L20 201L22 202V201L25 199V196H26V194L24 193V192H25V189H26V188H25V183H26L25 181H29V180H26V179H29V178H27V176H28V174H29L30 167H29V168L26 167V166H20ZM24 167H26V168H24ZM66 167H67V166H66ZM66 167H61V168H60V171H59L60 174L63 173V172H62L63 169L66 170ZM134 167H133V168H134ZM136 167H135V169L138 170ZM50 168L53 169V170H50ZM89 168H90V167H89ZM91 168H92V167H91ZM109 168H108V169H109ZM113 168H114V167H113ZM133 168H132V169H133ZM156 168H157V166H156ZM156 168H155V171H156ZM1 169H2V168H1ZM6 169H7V168H6ZM11 169H12V168H11ZM38 169H39V168H38ZM67 169H68V168H67ZM98 169L100 170V168H98ZM102 169H103V168H101L100 171H102ZM114 169H115V168H114ZM141 169H142V168H141ZM141 169H140V170H141ZM2 170L4 171L5 169H2ZM15 170H16V169H15ZM35 170L37 171V168H36ZM39 170L41 171L42 168H40ZM89 170H90V169H89ZM96 170H97V168H96ZM136 170H135V172H136V173H139V172H137ZM160 170H161V169H160ZM6 171H8V170H5L3 173L5 174ZM40 171H37V172L34 173V170H33V173H34V174H32V175H37L38 173H42V172H40ZM100 171H98V172H100ZM103 171H104V169H103ZM103 171H102V174L104 175V174H105V171H104V173H103ZM110 171H111V170H110ZM114 171H115V170H114ZM133 171H134V169H133ZM150 171H151V173H152V176L154 175V177H155L156 172H155L154 170H153V171H154L155 173H154L152 170H150ZM161 171H162V170H161ZM51 172H50V173H51ZM119 172H120V171H119ZM131 172H132V171H131ZM1 173H2V171H1ZM1 173H0V174H1ZM6 173H7V172H6ZM8 173H9V172H8ZM31 173H32V172H31ZM31 173H30V174H31ZM64 173H65V172H64ZM86 173H90V171H89V172H86ZM96 173H97V171H96ZM96 173H95L94 176L92 175V178L96 177V176H97L98 174H100L101 172L98 173V174H96ZM106 173H108V172H106ZM55 174H56V173H55ZM57 174H58V172H57ZM118 174H119V173H118ZM140 174H141V173H140ZM146 174H147V170H146ZM160 174H163V173L161 172ZM2 175H3V174H2ZM6 175H10V173H9V174H6ZM49 175H50V174H49ZM61 175H62V174H61ZM84 175H85V174H84ZM84 175L82 174V177L85 178ZM88 175H90V174H88ZM88 175H86V176H88ZM103 175H101V176H103ZM108 175H109V173H108ZM108 175L106 174V175H105V178H106V176H107V179H110ZM45 176H46V178H47L48 175L46 174ZM52 176H53V175H52ZM57 176H59V174H58ZM79 176H80V178H81V175H79ZM101 176H99V177L101 178ZM134 176L136 177V179L138 178V175H137V176L134 175ZM134 176H133V177H134ZM156 176H157V175H156ZM162 176H163V175H162ZM162 176H161V178L164 180V178H163ZM7 177H8V176H6L5 178H7ZM16 177H17V178H16ZM30 177H31V176H30ZM53 177L56 178L55 175H54ZM88 177H89V176H88ZM135 177H134V178H135ZM173 177H174V176H173ZM10 178H11V175H10ZM31 178H32V177H31ZM46 178H45V179H46ZM80 178H79V179H80ZM100 178H99V179H100ZM141 178H142L143 180L145 179V178H143V177H141ZM155 178H156V177H155ZM155 178H154V179H155ZM7 179H9V178H7ZM34 179H35V178H34ZM97 179H98V178H97ZM114 179H115V178H114ZM139 179H140V177H139ZM142 179H141V180H142ZM170 179H171V178H170ZM10 180H11V179H10ZM30 180H31V179H30ZM85 180H86V179H85ZM92 180H93V179H92ZM94 180H95V178H94ZM119 180H120V178H119ZM163 180H162V181H163ZM38 181H39V179L36 181V183H37ZM47 181H48V182H47ZM47 181H46V182H47L46 185H47L48 188H50V187H51V181L54 182L55 180H53V179H49V178H48ZM78 181H79V180H78ZM81 181H82V180H81ZM81 181H80V182H81ZM100 181H101V179H100ZM2 182H3V181H2ZM2 182H0V183H2ZM53 182H52V184H53ZM85 182H86V181H85ZM85 182H84V184H86V185L89 183V182H87V183H85ZM93 182H94V181H93ZM93 182H92V183H93ZM115 182H116V181H115ZM134 182H136V181H134ZM157 182H158V181H157ZM28 183H29V182H28ZM31 183H32V182H31ZM36 183H34L32 186H35ZM44 183H45V182H44ZM54 183H55V182H54ZM75 183L78 185V182H75ZM75 183H74V184H75ZM92 183H90V184L92 185ZM96 183H97V182H96ZM101 183H102V182H101ZM161 183L163 184L162 186H161ZM38 184H39V183H38ZM48 184L50 185V187H49ZM74 184H73V186H74ZM81 184H83V183H81ZM84 184H83V185H84ZM109 184H110V183H109ZM111 184H112V183H111ZM117 184H118V183H117ZM1 185H2V184H0V186H1ZM10 185H11V184H10ZM40 185H41V184H40ZM46 185H45V186H46ZM71 185H72V184H71ZM97 185H98V184H97ZM225 185H226V184H225ZM225 185L223 186L222 189L220 188L221 191L213 192V193H211V195L206 196V198H204V200H203L201 203L199 202L200 205H198L199 208L197 207V210H199L197 215H198V218H199V217H200V218H199V220L197 219L198 221H196V222L194 221V222H195L194 225H195V224H197V225H198V224H203L204 222H209V221L211 220L212 216H214V215H213V211L216 210V209H219L220 205L223 207V209H225V213H223L224 211L222 210V213H223L224 218L227 217V216H229V213L231 212V210L233 211V209H231V208H230L231 210L229 209V207H230L231 205H229V207H228L227 204L230 202V201H228V200L236 201L238 198L241 197V198H243V200L245 199V201L249 202V200H248V199H249V193H250L254 188H256L258 185H262V186H264V161L261 162V164L259 165L258 169H256L252 174L243 176L242 179L238 180L237 182H235V183L232 184L231 186L229 185V187H226ZM84 186H85V185H84ZM94 186H95V184L93 183V185H92L91 187H94ZM110 186H111V185H108L109 188H110ZM163 186H165V188H166L165 181H164V182H161V181H160V187H163ZM36 187H37L36 190H35V189H33V190H35V192H36L37 190L40 191V189L38 188V186H36ZM75 187H76V186H75ZM77 187H78V186H77ZM86 187H87V186H86ZM116 187H117V186H113V190H115ZM220 187H222V186H220ZM9 188H10V189H9ZM34 188H35V187H34ZM55 188H56V186H55ZM78 188H79V189L81 188V191H82V187H81V186L78 187ZM89 188H90V187H89ZM106 188H107V187H106ZM106 188H105V189H106ZM120 188H121V187H120ZM120 188H119V189H120ZM158 188H159V187H158ZM158 188H157V189H158ZM0 189H1V188H0ZM79 189H77V190H79ZM110 189H111V188H110ZM119 189H118V190H119ZM157 189H156V190H157ZM198 189H199V188H198ZM262 189H263V188H262ZM3 190H4V191H3ZM45 190H46V189H45ZM71 190H72V191H75L74 188L71 189V187H70L69 192H70ZM83 190H84V191H82V194H80V193L78 192V193L80 194L79 196H80L81 198L86 197L85 194H84V197H83V193L85 192V187H84ZM90 190H92V189H90ZM120 190H121V189H120ZM154 190H155V189H153L152 191L150 190V191L152 192V195H154V194H153V191H154ZM31 191H32V190H31ZM102 191H103V190H102ZM160 191H162V190H160ZM160 191H159V192H160ZM163 191H166V192H167V190H165V189H164ZM163 191H162V192H163ZM184 191H186V190L184 189ZM32 192H34V191H32ZM37 192H38V191H37ZM37 192H36V193H37ZM44 192H45V194H46V195L44 194V196H47L48 193H49L48 190H47L48 193H47L46 191H44ZM104 192H107V191H104ZM255 192H256V191H255ZM39 193H40V192H39ZM39 193H38V194H39ZM67 193H68V192H67ZM75 193H76V192H74V195H75ZM90 193H91V192H90ZM100 193H101V192H100ZM182 193H184L183 190H182ZM62 194H64V193H62ZM51 195H52V194H51ZM59 195L61 196V193H60ZM65 195L67 196V194H65ZM69 195H70V194H69ZM76 195L78 196V194H76ZM76 195H75V196H76ZM144 195H145V194H144ZM144 195L140 196V199L138 198V200H141V199L144 200V199L146 198ZM197 195H198V192H197ZM34 196H35V195H34ZM90 196H91V195H90ZM146 196H147V195H146ZM162 196H163V195H162ZM167 196H168V195H167ZM183 196H189V194L186 195V192H185V195H183ZM262 196L264 197V195H262ZM29 197H32V196L29 195ZM141 197H142V198H141ZM144 197H145V198H144ZM200 197H201V196H200ZM32 198H34V197H32ZM35 198H36V196H35ZM35 198L33 199V202H34ZM46 198H47V197H46ZM46 198H45V199H46ZM65 198H67V201H68V199L71 200V198H72L71 203L69 204V202H70V201H69V202H68V205H72L73 201H75V204H77V202H80V201H76L75 199H76L77 197H74L73 195H72V197H69V198H68V197H65ZM74 198H75V199H74ZM98 198H99V197H98ZM185 198H186V197H184V199H185ZM251 198H252V197H251ZM251 198H250V199H251ZM45 199H44V200H45ZM73 199H74V200H73ZM161 199H162V198H161ZM197 199H198V198H197ZM202 199H203V198H202ZM202 199H199V200H202ZM257 199H258V198H257ZM259 199H260V198H259ZM3 200H2V201H3ZM86 200H88V199H86ZM106 200H107V199H106ZM138 200H137V202H138ZM166 200H167V199H166ZM168 200H169V198H168ZM260 200H263V199H260ZM2 201H0V202H2ZM45 201H46V200H45ZM104 201H105V200H104ZM144 201H147V200H144ZM196 201H197V200H196ZM3 202H4V201H3ZM3 202H2V203H3ZM83 202H84V201H83ZM108 202H109V201H108ZM137 202H136V203H137ZM141 202L144 204V202H143L142 200H141ZM147 202H148V201H147ZM167 202H168V201H167ZM237 202H238V201H237ZM26 203H27V202H26ZM103 203H104V202H103ZM114 203H115V202H114ZM138 203L140 204V206H142V205H141L142 203H140V201H139ZM145 203H146V202H145ZM163 203H164V202H163ZM170 203H171V202H170ZM196 203H197V202H196ZM230 203H232V201H231ZM239 203H240V201H239ZM4 204H5V203H4ZM13 204H14V206H13ZM42 204H43V203H42ZM42 204L40 203V206H42ZM45 204H46V203H45ZM60 204H61V203H60ZM60 204H59V206H60ZM64 204H66V202H65ZM73 204H74V203H73ZM78 204H79V203H78ZM107 204H110V203H107ZM119 204L121 205V202H120ZM119 204H118V205H119ZM122 204H124V203H122ZM197 204H198V203H197ZM197 204H196V205H197ZM18 205H20V203H19ZM29 205H32V204H29ZM34 205H35V203H34ZM61 205L63 206V204H61ZM68 205H67V206H68ZM111 205H112V203H111ZM216 205H219V207L217 206V208L214 209V207H215ZM233 205H234V204H233ZM243 205H244V204H243ZM263 205H264V200L258 204V208H260V209L263 208ZM1 206H2V205H1ZM8 206H9V205H8ZM11 206H9L10 208L7 207V206H5V209H7V208H8V209H12ZM43 206L45 207L44 204H43ZM64 206H65V205H64ZM74 206H75V205H74ZM121 206H123V205H121ZM124 206H125V205H124ZM143 206H144V205H143ZM161 206H163V205L161 204ZM236 206H237V204H236ZM15 207H17V206H15ZM15 207H14V208H15ZM24 207H25V206H24ZM32 207H33V205H32ZM34 207H35V206H34ZM71 207H72V206H71ZM105 207H106V206L104 205L103 209H104ZM231 207H232V206H231ZM255 207H257V206L255 205ZM14 208H13V209H14ZM38 208H39V207H38ZM38 208L36 209L37 213L39 212V211H38ZM90 208H91V207H90ZM95 208H97V207H95ZM95 208H92V210L95 209ZM99 208H100V207H99ZM101 208H102V207H101ZM163 208H164V207H163ZM168 208H169V207H168ZM227 208H228L229 211L227 210ZM233 208H234V207H233ZM17 209H18V208H17ZM27 209H28V208H27ZM30 209H31V207H30ZM32 209H33V208H32ZM117 209H118V208H117ZM122 209H123V208L119 206V211H120V210L122 211ZM124 209H125V208H124ZM165 209H166V208L161 209V210H165ZM33 210H34V209H33ZM33 210H32V211H33ZM43 210H44V208L41 210V207H40V212L44 215V213L42 212ZM96 210L99 211L98 214L100 213V215H101V211H100V209H96ZM140 210H141V209H140ZM167 210H168V209H167ZM1 211H2V210H1ZM9 211H10V210H9ZM15 211H16V210H15ZM24 211H25V210H24ZM30 211H31V210H30ZM30 211H29V209H28V212H30ZM104 211H105V210H104ZM106 211H108V209H107ZM106 211H105V212H106ZM112 211H113V209H112ZM117 211H118V210H116V208H115V211H113V213H114V212L116 213ZM157 211H159V209H157ZM259 211H261V210H259ZM263 211H264V210H263ZM7 212H8V211H7ZM17 212H18V211H17ZM25 212H26V211H25ZM40 212H39L38 216L35 214L36 216H34V217H37V218H38L39 216H42V214H40ZM67 212H68V211H67ZM69 212H70V211H69ZM77 212H78V211H77ZM93 212H94V211H93ZM122 212H124V211H122ZM195 212H196V211H195ZM216 212H217V211H216ZM30 213H31V212H30ZM35 213H36V212H35ZM62 213H63V212H62ZM64 213H65V212H64ZM64 213H63V214H64ZM83 213H84V212H83ZM118 213H119V212H118ZM120 213H121V212H120ZM214 213H215V211H214ZM217 213H218V212H217ZM259 213H261V212H259ZM9 214H11V213H9ZM18 214H19V213H18ZM67 214H69V213H67ZM88 214H89V216H90L91 213H88ZM88 214H87V215H88ZM102 214L104 215L105 213H102ZM106 214H107V213H106ZM116 214H117V213H116ZM127 214H128V212H127ZM159 214H161V213H159ZM159 214H157L158 217H156V218H159V217H160ZM230 214H232V213H230ZM0 215H1V213H0ZM3 215H4V214H3ZM3 215H2V216H3ZM5 215H6V214H5ZM5 215H4V216H5ZM14 215H15V214H13V216L11 215L13 218L9 215L11 219H6L7 217H4V218H5V219H4L5 221L3 220L4 223H5V222H8V224L6 225V228L11 227L12 225L15 224V222H14L13 219H14V217H17L18 215H17V214H16L17 216H16V215L14 216ZM29 215H30V214H29ZM91 215H92V214H91ZM103 215H101V216H103ZM110 215H112V214H110ZM157 215H156V216H157ZM245 215H247V214H245ZM245 215H243V216H245ZM250 215H251V214H250ZM2 216H1L0 218H2ZM9 216H8V217H9ZM19 216H20V215H19ZM84 216H85V213H84ZM114 216H116V215H113V218H114ZM129 216H132V215L129 214ZM133 216H134V215H133ZM215 216H216V215H215ZM219 216H222V215H219ZM22 217H23V216H22ZM24 217H26V216L24 215ZM64 217H67V216L65 215ZM96 217H97V215L95 216V218H96ZM104 217H106V219L109 218L108 215H105ZM104 217H103V218H104ZM117 217L120 218L118 215H117ZM117 217H116V218H117ZM246 217H247V216H246ZM250 217H251V216H250ZM26 218H27V217H26ZM28 218H29V217H28ZM28 218H27V220H28ZM55 218H56V217H55ZM90 218H91V217H90ZM116 218H114V219H116ZM118 218H117V219H118ZM131 218H132V217H131ZM196 218H197V217H196ZM196 218H195V219H196ZM243 218H244V217H243ZM2 219H3V218H2ZM16 219H17V218H16ZM22 219H23V218H22ZM33 219H34V218H33ZM33 219H32V220H33ZM88 219H89V218H88ZM99 219H100V216H99ZM117 219H116V221H117ZM161 219H163V217H162ZM213 219H214V218H213ZM222 219H223V217H222ZM235 219H236V218H235ZM247 219H248V218H247ZM247 219H246V220H247ZM6 220H9V221H6ZM11 220H13V221H11ZM18 220H19V218H18ZM24 220H26V219H24ZM24 220H23V221H24ZM55 220H56V219H55ZM62 220H63V219H62ZM68 220H69V219H68ZM85 220H86V219H84V221H85ZM96 220H98V218H96ZM100 220H101V219H100ZM103 220H104V219H103ZM133 220H134V221L136 220V222L133 221V222H134L133 224L135 225V227H136V226H137V227L140 226L141 223H142V222H141V223H139V225H138V222L141 221L140 218H139V219H134V218H133ZM137 220H138V222H137ZM139 220H140V221H139ZM254 220H255V219H254ZM262 220H263V221H262ZM19 221H20V220H19ZM30 221H31V220H30ZM36 221H38V219H37V220L35 219V221H34L33 224H35ZM66 221H67V220H66ZM66 221H65V222H66ZM84 221H83V222H84ZM89 221H90V220H89ZM211 221H212V220H211ZM213 221H214V220H213ZM213 221H212V222H213ZM243 221H244V220H242V222H243ZM247 221H248V220H247ZM252 221H253V220H252ZM261 221H262V222H261ZM261 221H260L261 224H263L262 226H264V219H261ZM24 222H25V221H24ZM58 222H59V221H57V223H58ZM75 222H76V221H75ZM192 222H193V221H192ZM236 222H237V221H236ZM239 222H240V221H239ZM242 222H241V223H242ZM255 222H256V221H255ZM60 223H61V220H60ZM73 223H74V222H73ZM114 223H116V222H114V220H113V223H112L111 225L108 224V228L106 227L107 224H106V225L104 224V225H105V227H106L107 229H109V230H110L109 226H111V230H112V229H113L112 226H113ZM11 224H12V225H11ZM38 224H39V221L37 222L36 226H38ZM62 224H63V222H62ZM90 224H91V222H90ZM136 224H137V225H136ZM207 224H208V223H207ZM210 224H211V223H210ZM212 224H213V223H212ZM222 224H223V223H222ZM251 224H252V223H251ZM261 224H259V225H261ZM22 225H23V223H22ZM22 225H21V226H22ZM59 225H61V224H59ZM73 225H74V224H73ZM85 225H86V224H85ZM98 225H100V229H102V226H101L100 222H99ZM134 225H133V227H134ZM157 225H158V224H157ZM157 225H156L157 229H156V227H154V228L152 227L151 229H155V230H153V231L158 230V226H157ZM220 225H221V224H220ZM234 225L236 226V225H238V224H234ZM244 225H245V224H244ZM21 226H20V227H21ZM31 226H32V225H31ZM33 226H34V225H33ZM54 226H55V225H54ZM54 226H53V227H54ZM57 226H58V225L56 224V227H57ZM86 226H87V225H86ZM126 226H127V225H126ZM204 226H206V228H207L206 223H205ZM204 226H203V227H204ZM208 226H210V225H208ZM215 226H216V225H215ZM215 226H214V227H215ZM24 227H25V226H24ZM56 227H54V228H56ZM58 227H59V226H58ZM60 227H61V226H60ZM120 227H121V226H120ZM120 227H119V228H120ZM142 227H143V226H142ZM194 227H196V226H194ZM197 227H199V226H197ZM197 227H196V228H197ZM203 227H202V228H203ZM233 227H234V226H233ZM41 228H42V227H41ZM54 228H53V230H55ZM70 228H71V227H70ZM72 228H73V227H72ZM76 228H77V227H76ZM80 228H82V226H81ZM124 228L126 229V227H124ZM138 228H141V226L138 227ZM196 228H195V229H196ZM199 228H200V227H199ZM202 228H200V229H202ZM236 228H237V227H236ZM243 228H244V227H243ZM1 229H2V225H1V223H0V230H1ZM18 229H19V228H18ZM24 229H25V228H24ZM27 229H28V228H27ZM60 229H61V228H60ZM82 229H83V228H82ZM82 229H81V230H82ZM87 229H88V228H87ZM93 229H94V228H93ZM107 229H106V230H107ZM136 229H137V228H136ZM189 229H190V230H188V232H189V231H193V233H190V234L188 235V238L185 237V240H186V241H183V243L185 242V243H184V246H185V247H190V248H195V247L198 248V247H202L201 250H202V252H203V258H204V259H203V262H202L201 264H221L222 259H224V255H225L224 253H226V252L224 251V253H222V244H221L220 242H218L219 239L211 238L210 234H209L208 232H206V231H205V233H203L202 236L199 238V237H197V235H194V230H191V228H189ZM209 229H211V228L208 227L207 230H209ZM238 229H240V228H238ZM246 229H247V227H246ZM251 229H253V228H251ZM15 230H16V227H15ZM56 230H58V228H57ZM109 230H107L108 232H107V231H106V232H107V233H110ZM118 230H122V232H123V227H122V229L120 228V229H118ZM118 230H117V228H116V231H117V232H118ZM141 230H142V229H141ZM196 230H197V229H196ZM254 230H255V229H254ZM262 230H263V229H262ZM29 231H30V230H29ZM76 231H77V230H76ZM102 231H103V230H102ZM125 231H126V232H130L129 229H128V231H127V230H125ZM153 231L150 230L151 234L154 233ZM197 231H198V230H197ZM201 231H202V230H201ZM203 231H204V230H203ZM212 231H213V229H212ZM212 231H209V232H212ZM260 231H261V230H259V233L262 232V231H261V232H260ZM19 232H21V230H20ZM32 232H33V231H32ZM59 232H60V231H59ZM90 232H91V231H90ZM100 232H101V231H100ZM119 232H120V231H119ZM119 232H118V235H119ZM126 232H125V233H126ZM134 232H135V231H134ZM150 232H149V233H150ZM248 232H249V231H248ZM252 232H253V231H252ZM22 233H23V232H22ZM22 233H20V234H22ZM36 233H37V232H36ZM55 233H56V232H55ZM74 233H76V232H74ZM74 233H73V234H74ZM104 233H105V232H104ZM114 233H116V232L114 231ZM132 233H133V232H132ZM137 233H138V232H137ZM137 233H134V234H137ZM195 233H196V232H195ZM197 233H198V232H197ZM197 233H196V234H197ZM34 234H35V233H34ZM53 234H54V233H53ZM92 234H93V233H92ZM92 234H91V235H92ZM122 234H123V233H122ZM127 234H129V233H126V235H127ZM155 234H156V233H155ZM246 234H248V233H246ZM254 234H255V233H254ZM4 235H7V234H4ZM8 235H9V232H8ZM8 235H7V236H8ZM55 235L57 236L56 238L59 239L58 234H55ZM55 235H54V236H55ZM69 235H70V234H69ZM100 235H101V234H100ZM126 235H124V237H125ZM198 235H200V234L198 233ZM12 236H14V234H12ZM77 236H78V234H77ZM87 236H88V235H87ZM92 236H93L92 238H96V239H97V238H100V237H95L94 234H93ZM104 236H105V235H104ZM106 236H107V235H106ZM134 236H135V235H134ZM147 236H148V235H147ZM147 236H146V237L143 236V237H144L143 239H147V238H148ZM186 236H187V235H186ZM261 236H262V235H261ZM71 237H72V236H71ZM71 237H70V238H71ZM102 237H103V236H102ZM109 237L112 238V234H111ZM4 238H5V237L2 236V235L0 234V246H3V244L5 243L6 239H5V241H4ZM17 238H18V236H17ZM67 238H69V236H67ZM70 238L68 239L70 242H71L72 240H76V239H73L74 237L71 238L72 240H70ZM107 238H108V236H107ZM257 238H258V237L253 238V240H249V243H250V241H254L255 239H256V241L258 242ZM7 239H8V237H7ZM10 239H12V238L10 237ZM85 239H86V238H85ZM85 239H84L83 241H85ZM90 239H91V236H90ZM143 239H142V240H143ZM151 239H152V238H151ZM156 239H158V238H155V240H154L155 243H154V241H150V242H151V245H152V244H153V245H154V244L156 245V244L159 243V242L156 241ZM54 240L56 241L55 238H54ZM107 240H108V239H107ZM138 240H139V239H138ZM140 240H141V239H140ZM148 240H150V239H148ZM19 241H20V240H19ZM19 241H18V243H19ZM55 241H54V242H55ZM69 241H68V242H69ZM86 241H87V240H86ZM88 241H89V239H88ZM94 241L97 242L96 240H92V242H94ZM6 242H7V241H6ZM54 242H51V243H54ZM68 242H67V243H68ZM92 242H91V243H92ZM112 242H113V241H112ZM135 242H136V241H135ZM140 242H143V241H139V243H140ZM152 242H153V243H152ZM200 242H201L202 244H200ZM58 243H59V242L56 241V244H58ZM113 243H116V242H113ZM143 243H144V245H145V242H143ZM239 243H240V242H239ZM241 243H242V242H241ZM259 243H260V244H258V248H259V247H262V249H263V248H264V236L260 237V239H259ZM14 244H15V243H14ZM27 244H28V243H27ZM27 244H26V245H27ZM68 244H69V243H68ZM79 244H80V243H79ZM111 244H112V243H111ZM146 244H147V243H146ZM148 244H149V243H148ZM254 244H255V243H253V246H254ZM4 245H5V244H4ZM11 245H12V244H11ZM15 245H17V244H15ZM53 245H55V243H54ZM62 245H63V243H62ZM76 245H77V244H76ZM81 245H82V244H81ZM115 245H116V244H115ZM117 245L119 246V244H117ZM117 245H116V246H117ZM132 245H133V244H131V247H132ZM135 245H136V243H135ZM155 245H154V246H155ZM260 245H261V246H260ZM17 246H18V245H17ZM57 246L59 247V244H58ZM85 246H86V245H85ZM85 246H82V248L85 247ZM89 246H90V245H89ZM145 246H146V245H145ZM145 246H142V247H145ZM148 246L151 247L150 244L147 245V247H148ZM156 246H157V245H156ZM156 246H155V247H156ZM181 246H182V245H181ZM9 247H12V246H9ZM19 247H20V245H19ZM21 247H22V246H21ZM50 247H51V246H50ZM60 247H61V245H60ZM69 247H70V246H69ZM74 247H76V246H74ZM79 247H80V246H79ZM86 247H87V246H86ZM110 247H114V246H110ZM133 247H134V246H133ZM136 247H137V245H136ZM157 247H158V246H157ZM246 247L248 248V246H246ZM256 247H257V245H256ZM183 248H184V247H183ZM236 248H237V247H236ZM250 248L252 249V247H250ZM250 248H249L248 250L251 251ZM23 249H25V247H23ZM80 249H81V248H80ZM226 249H227V248H226ZM13 250L15 251V249H13ZM155 250H156V249H155ZM184 250H185V249H184ZM186 250H188V249H186ZM196 250H197V249H196ZM245 250H247V249H245ZM253 250H254V249H252V253H253V252L255 253L256 250H255V251H253ZM112 251H113V250H112ZM25 252H26V251H25ZM113 252H114V251H113ZM113 252H111L110 255H108V256L111 257V254H112V257H115V256H114L115 253L113 254ZM154 252H155V251H154ZM186 252H188V251H186ZM260 252H261V250H260ZM14 253H15V252H14ZM83 253H84V252H83ZM184 253H185V252H184ZM188 253H190V257H189V258L187 257V258L190 259L191 262H195V264H197L196 261H195L196 259L194 258V256L192 257V255H193V254H192V251H190V252H188ZM188 253H187V254H188ZM236 253H237V252H236ZM155 254H156V253H155ZM185 254H186V253H185ZM223 254H224V255H223ZM259 254H262V252L259 253ZM148 255H149V253H148ZM230 255H231V254H230ZM240 255H241V254H240ZM15 256H16V255H15ZM187 256H188V255H187ZM237 256H238V255H237ZM241 256H242V255H241ZM241 256H240V257H241ZM243 256H244V255H243ZM245 256H247V255H245ZM245 256L242 257V258H240V261H241L240 263H241V264H244L243 261H244V259L246 260ZM256 256H257V254H256ZM258 256H259V255H258ZM258 256L256 257L257 259H255V261L257 260V262H258ZM262 256H263V255H262ZM49 257H50V256H49ZM156 257H157V255H156ZM225 257H226V256H225ZM232 257H233V255H232ZM235 257H236V256H235ZM238 257H239V256H238ZM249 257H250V255H249ZM252 257H255V256H252ZM252 257H250V258L252 259ZM13 258L15 259V257H13ZM13 258H12V259H13ZM42 258H44V257H42ZM46 258H47V257L45 256V259H43V260H44V262L47 261L46 263H48V260H46ZM247 258H248V256H247ZM259 258H260V256H259ZM9 259H11V258H9ZM12 259H11V261L13 262ZM48 259H49V258H48ZM109 259L112 260V258H109ZM185 259H186V257H185ZM241 259H242V260H241ZM253 259H254V258H253ZM0 260H2V259L0 258ZM200 260H202V258H201ZM228 260H229V259H228ZM231 260H232V259H231ZM247 260H248V259H247ZM39 261H41V259H40ZM39 261H38V262H39ZM248 261H250V259H249ZM248 261H247V262H248ZM41 262H43V261H41ZM41 262H40V264H41ZM51 262H52V261H51ZM244 262H246V261H244ZM257 262H256V263H257ZM240 263H239V264H240ZM225 264H226V263H225Z\"/></svg>",
    "mask_w": 264,
    "mask_h": 264
}]
</instances>
